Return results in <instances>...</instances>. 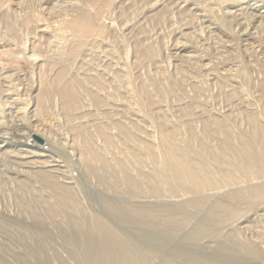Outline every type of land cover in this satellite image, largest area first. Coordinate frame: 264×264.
<instances>
[{
	"label": "bare ground",
	"instance_id": "obj_1",
	"mask_svg": "<svg viewBox=\"0 0 264 264\" xmlns=\"http://www.w3.org/2000/svg\"><path fill=\"white\" fill-rule=\"evenodd\" d=\"M126 1H129V3H131V6L135 7L134 12H132V14L130 12H128L126 14L125 11H123V9L125 8L126 6ZM118 2V3H117ZM254 2V3H252ZM129 3H127V6L129 5ZM195 6V7H193ZM117 9H120L119 13L117 14V16L115 15V13H117ZM126 9V8H125ZM124 9V10H125ZM129 9V8H127ZM131 9V8H130ZM131 9V10H132ZM128 11V10H127ZM169 11H175L179 18H180V21L181 23L179 25H176L177 26V30H180L179 32L182 34H185L186 35V29H189L190 27H192V25L194 23L196 24H200L202 25L201 27L203 28V25H205L204 23H207V27H211V26H215V29H217V31L220 33V34H223L227 37H230V39L232 37H235L236 38V41L238 40V45L240 44H244L246 47V49H248V53L250 52L251 54H248V55H256V57L258 58V60H264V0H204V1H200V0H0V48H4V47H9L11 44H14V46L17 48H22L19 53H17V51L14 52V50L12 51L11 50V47L13 45L10 46V48L4 50V49H1L0 50V84H1V88H0V161L3 160L4 162L6 161L7 163L11 164V165H14L15 169H18V170H13V173H16V174H20V172H25L26 174L27 173H31L32 174H37L39 176V178H41L43 181H46L47 183L51 184V187L54 189H56V192H55V196L58 197L59 201L58 203L56 202V198H54L53 200V204H52V207L53 208H58V206L60 205L59 202L61 204H68V203H72L74 205H76L77 207V203L76 201L78 200H74V191H77V190H74L73 191V185H70V182H68L69 184H65V185H61L58 181V177L59 176H56L57 175V172H62L63 168H69L72 164L74 165V161L73 162H67L68 159L67 157L69 156L70 153L72 154H76L75 151L76 150H79V148H81L80 151H78V158H79V162L82 161V164L85 165V163H87L89 166L90 164L93 162H91L90 159H96V160H99L101 162H104V165L103 163H101L103 166H108L107 164L109 163V161H107V157L104 158L105 156L102 155V153H100L98 151V149H96V146H94V144L96 145V143L92 141V138L90 137L89 133H88V130H86V128L84 126H79L76 127L74 126V128L72 130H70L71 132L74 130V138L72 141V145L69 143V145H67V147L69 146V148L72 150V152H69L68 150L66 151L67 148L65 147H62V144L64 142H66L68 139H66V141H63V143H61L59 140H57V138L55 137H58L59 134H57L56 132V135L55 133L53 134L51 132V129H52V125L51 122L50 123V127H49V124L47 123L48 121L50 122V120H48L47 118H50L54 113L52 114L51 112V116L49 115L48 116H45V114L47 113V103H49L48 101H50V98L52 97V95L54 94V92L58 93V95L60 96V103H61V106H60V109L62 111V113L65 115H60L64 117V119L66 118V123H70L73 121V119L76 118V113L77 112V109L79 108V104L81 103L80 102V97L78 95V92H77V85L81 84V81L83 79H80L78 78V75L75 76L76 74H78V72L75 74V75H69L70 73V69L71 67L73 66V63L76 62V60L82 56L81 54L85 53L87 50L90 51L89 49L92 48V46H97V47H102L104 40L105 39H108L107 42H110V46L111 44L113 43H116L118 41H122L123 45L124 46V53H125V56L126 58L130 56V54L133 52L134 55H135V60L134 62L129 65V64H124V68H127V75H128V82H131L130 83H133L135 80H134V77L132 79L129 78V76H131V72H130V66L133 67V65L135 66H139V64H141V62L143 61V59H147L149 62L153 61L154 62V57H156V55L158 53H160V50L161 49L160 47H158L157 43L156 42H151V43H147L148 40H149V37H141L139 35H141L142 33L144 34V32L146 30H144V24L146 23L144 20L146 19L147 21L151 22L152 25H153V22H160L161 20H163L164 22L167 21V18H169L170 20V17H167L168 15H170L168 12ZM199 11H201V13H198ZM131 14V15H130ZM168 14V15H167ZM175 14V13H174ZM173 14V15H174ZM167 15V16H166ZM120 16H122V18H119ZM124 16V17H123ZM171 18H172V15H170ZM141 17V18H140ZM140 18V19H139ZM143 19V20H142ZM174 19V17H173ZM196 19V21H195ZM135 20V21H134ZM135 23L137 21V24L135 25H130V23ZM174 21V20H173ZM143 22V24H142ZM147 22V25L148 23ZM164 22H160V23H164ZM169 22V21H168ZM175 22V21H174ZM159 23V24H160ZM158 24V25H159ZM162 24L161 27H162ZM167 24V23H166ZM173 24V22H172ZM176 24H178L176 22ZM155 25L157 26V24L155 23ZM18 26H24V27H27V28H30V30L32 32H34V34L32 36H34V38H31L33 40H31V50L26 53L27 51V45L28 44L27 42H24L22 41V39H19V36L21 37L22 35L18 34V29L17 27ZM138 26V27H137ZM174 26V24H173ZM175 26V28H176ZM198 26V25H197ZM206 26V25H205ZM204 26V27H205ZM19 27V30H21ZM21 27V28H22ZM146 27V26H145ZM149 27V26H148ZM147 27V29H149ZM152 27V26H151ZM160 26L157 28L158 31L160 30L161 28ZM199 27V26H198ZM137 28V29H135ZM164 28V27H163ZM207 28V29H208ZM152 29V28H151ZM168 29V28H167ZM198 29L201 30V28L199 27ZM204 29V28H203ZM206 29V28H205ZM23 30V29H22ZM21 30V32H22ZM129 31V33L131 34H135L134 31H136V36H135V40L133 42H131L128 38L125 37L124 32ZM138 30V31H137ZM155 30V29H154ZM164 30V29H163ZM173 30V28L170 27V31ZM176 29H174L175 31ZM29 31V30H28ZM30 31V32H31ZM123 32L124 34L122 35V38L118 41L115 40V38L113 37L114 36V33L115 32ZM148 31V30H147ZM204 31V30H202ZM201 31V32H202ZM207 31V30H206ZM205 31V32H206ZM212 31V29H211ZM27 32V31H26ZM25 32V33H26ZM161 32V31H160ZM159 32V33H160ZM200 32V33H201ZM208 32L210 33V31L208 30ZM127 33V35L129 34ZM150 33V32H148ZM168 33V31H167ZM173 33V32H171ZM171 33H169V35H171ZM218 33V34H219ZM117 34V33H115ZM122 34V33H120ZM130 34V35H131ZM142 34V35H143ZM193 34V33H192ZM192 34H190L192 36ZM26 35V34H24ZM31 36V34H29ZM118 35V34H117ZM129 35V37H131ZM177 35V34H175ZM194 35V34H193ZM196 35V34H195ZM199 35V33H198ZM203 35H206V34H203ZM208 35V34H207ZM119 36V35H118ZM121 36V35H120ZM144 36V35H143ZM183 36V35H182ZM200 36V35H199ZM215 36V35H214ZM213 36V37H214ZM8 37V39H10L9 41H12V42H8V40H6ZM10 37V38H9ZM29 37V36H28ZM128 37V36H127ZM178 37V36H177ZM185 37V36H184ZM196 37V36H195ZM212 37L209 35V38ZM23 38V37H22ZM27 38V37H26ZM119 38V37H117ZM167 38V37H166ZM183 38V37H182ZM188 39V37H186ZM190 38V37H189ZM192 38V37H191ZM190 38V39H191ZM198 38V37H197ZM202 38V36H201ZM205 37H203L204 39ZM215 38V37H214ZM223 38V37H221ZM25 39V38H24ZM165 39V38H164ZM170 39V38H169ZM168 39V40H169ZM172 39V38H171ZM175 39V38H174ZM200 39V38H199ZM154 40V39H153ZM152 40V41H153ZM162 40V39H160ZM167 40V41H168ZM177 42L173 45H171L170 47H166L168 48V50L170 51V53L168 54H172L171 56L172 57H175V60L174 63L178 60V59H181V60H186V61H191L192 59H196L198 58L197 60H200V62L203 64V66H210L209 63H211L210 61H208L209 57L206 55H208L207 53H205L203 56H197V49L195 48V46H191L189 45L188 43H186L185 41H179L178 39H175L174 41ZM184 40V39H182ZM207 40V39H206ZM217 40V39H216ZM229 40V38H228ZM25 41V40H24ZM30 41V39H29ZM146 41V42H145ZM156 41V40H155ZM164 41V40H163ZM166 41V40H165ZM165 41L163 43H165ZM189 41V40H188ZM209 42L211 41L210 39L208 40ZM207 41V42H208ZM215 41V39H214ZM234 41V40H233ZM235 41V42H236ZM169 42V41H168ZM197 42V41H196ZM204 42V41H203ZM213 42V40H212ZM10 43V44H9ZM159 43V42H158ZM194 43V41H193ZM201 43V41H200ZM214 43V42H213ZM215 46V44H213ZM216 43V41H215ZM117 44V43H116ZM115 44V45H116ZM167 44V43H166ZM196 44V43H195ZM199 44V43H198ZM232 44V43H231ZM237 44V42H236ZM30 45V44H29ZM201 45V44H200ZM228 45H230L228 43ZM122 46V47H123ZM165 46V45H164ZM213 46V47H214ZM218 46V45H217ZM220 46V45H219ZM223 46V45H222ZM227 45H225L226 47ZM232 46V45H231ZM237 46V45H236ZM90 47V48H88ZM230 47V46H229ZM16 48V50H18ZM107 48V47H106ZM109 48V47H108ZM113 49H115V51L117 52H120V49L119 47L117 46H114L112 47ZM215 48V47H214ZM218 48V47H217ZM224 48V47H223ZM231 48V47H230ZM232 48L234 49L235 51V48H234V44L232 46ZM238 50H239V46H237ZM13 49V48H12ZM94 49V48H93ZM101 49V52L99 53H102V48ZM100 49H98V51H100ZM111 49V48H110ZM109 49V50H110ZM226 49V48H225ZM228 49V47H227ZM240 49H241V46H240ZM107 50V49H106ZM108 50V51H109ZM122 50V49H121ZM162 50V49H161ZM166 50V49H164ZM163 50V51H164ZM210 50V49H209ZM229 50V49H228ZM227 50V51H228ZM243 50V49H242ZM106 51V53L108 52ZM111 51V50H110ZM212 51V50H211ZM216 51V50H215ZM230 51V50H229ZM228 51V52H229ZM232 51V50H231ZM244 51V50H243ZM242 51V52H243ZM105 52V51H104ZM201 52V51H199ZM206 52V51H205ZM208 52V51H207ZM210 52V51H209ZM208 52V53H209ZM242 52L240 53L239 51V55H242ZM121 53V52H120ZM164 53V52H163ZM202 53V52H201ZM213 53V52H212ZM218 53V52H217ZM245 53V52H244ZM86 54V53H85ZM91 54V53H89ZM95 54V52H94ZM93 54V55H94ZM214 54V53H213ZM211 54V55H213ZM216 54V53H215ZM214 54V55H215ZM232 54V53H231ZM235 54V53H234ZM233 54V55H234ZM97 55V53L95 54ZM100 55V54H99ZM98 55V56H99ZM104 56V54H102ZM101 55V57H102ZM106 55V54H105ZM109 55H112L114 56L113 54H109ZM123 55V54H122ZM132 55V54H131ZM245 55V54H244ZM261 55V56H260ZM108 56V55H106ZM124 56V57H125ZM217 56V55H216ZM4 57V58H3ZM87 57V56H86ZM109 57V56H108ZM211 57V56H210ZM214 56H212L213 58ZM229 57V56H228ZM248 57V56H247ZM251 57V56H250ZM253 57V56H252ZM255 57V58H256ZM93 60V56L91 57ZM95 58V57H94ZM106 58V57H105ZM112 58V57H111ZM121 57L118 58V60L120 59ZM161 58V57H160ZM160 58H158L160 60ZM177 58V60H176ZM211 58V60H212ZM218 58V57H217ZM230 58V57H229ZM244 58V57H243ZM254 58V59H255ZM6 61V63H3L2 60ZM84 59V58H83ZM87 59V58H86ZM89 59V58H88ZM99 59V58H98ZM101 59V58H100ZM113 59V58H112ZM162 59V58H161ZM215 59V58H214ZM245 59V58H244ZM251 59V58H249ZM248 59V60H249ZM107 60V59H106ZM109 60V59H108ZM111 60V59H110ZM109 60V61H110ZM116 60V58H115ZM157 60V59H155ZM163 60V59H162ZM195 60V61H197ZM238 60V59H237ZM100 61V60H99ZM104 61V60H103ZM133 61V60H132ZM131 61V62H132ZM146 61V60H145ZM158 61V60H157ZM157 61L154 65L157 64ZM172 61V60H171ZM194 61V62H195ZM213 61V60H212ZM218 62V59L216 60ZM239 61V60H238ZM242 61V60H241ZM245 60H243V63L245 64L244 62ZM90 62V61H89ZM108 62V61H107ZM115 62V61H113ZM120 62V61H119ZM161 62V61H160ZM199 62V61H197ZM199 62V64H200ZM216 62V64H217ZM220 62V61H219ZM247 64H248V61H246ZM93 63V61H92ZM97 63V62H95ZM99 63V62H98ZM106 63V62H105ZM144 63V62H143ZM142 63V64H143ZM177 63V62H176ZM215 63V61H214ZM236 63V62H235ZM238 63V62H237ZM252 63V62H251ZM249 62V67L252 66ZM258 63V62H257ZM262 63V62H261ZM104 64V63H103ZM113 64V63H112ZM116 64V62H115ZM120 65V63H118ZM161 64V63H160ZM180 64V63H179ZM178 64V65H179ZM185 64V63H183ZM187 64V63H186ZM185 64V65H186ZM193 64V63H192ZM195 64V63H194ZM213 63H211L212 65ZM221 64V63H220ZM227 64V63H226ZM241 64V63H240ZM259 64V63H258ZM257 66H260L258 65ZM83 65V64H82ZM81 65V66H82ZM106 66V64H104ZM114 65V64H113ZM145 65V64H144ZM169 65V64H167ZM176 65V64H175ZM181 65V64H180ZM189 65V64H188ZM196 65H198L196 63ZM195 65V66H196ZM201 65V64H200ZM214 65V64H213ZM224 65V64H223ZM236 65V64H235ZM255 65V64H254ZM264 65V64H262ZM91 66V64L89 65ZM111 65L108 64L107 65V68L110 67ZM118 66V65H117ZM165 66V65H163ZM163 66H161L160 70L163 68ZM187 66V65H186ZM193 66V67H195ZM199 66V65H198ZM197 66V68H198ZM226 66V65H225ZM83 67V66H82ZM81 67V68H82ZM88 67V66H87ZM121 67L123 68V66L121 65ZM120 67V70L122 69ZM147 67V66H146ZM154 67V66H153ZM176 67V66H175ZM178 67V66H177ZM185 67V66H184ZM200 67V66H199ZM202 67V66H201ZM212 67V66H210ZM223 67V66H222ZM235 67V66H234ZM244 68H242L239 73H236L237 75H235L234 77H238V75L241 77H243V80L246 78L247 79V82L249 81V72L252 73L251 71H253V69H251V71H248L247 69L249 68H246L248 66L245 67V65H243ZM253 67H256L253 66ZM264 67V66H263ZM38 69V76H39V83H38V87L37 89H35V91H32V85L30 83L29 85V88H22L24 86H22L21 88L22 89H26L25 92H18L17 91H12V89L15 87V84L17 86V82L16 80H19L18 79V75L16 73V69H20V70H29V69ZM73 68V67H72ZM78 68V66H77ZM95 68V67H94ZM93 68V69H94ZM112 68V66L110 67ZM155 68V67H154ZM179 68V67H178ZM177 68V69H178ZM213 68V67H212ZM217 68H220V67H217ZM230 68V67H229ZM241 68V67H240ZM259 68V67H258ZM262 68V67H261ZM76 69V68H75ZM74 68L71 69V70H75ZM80 69V68H79ZM86 69V68H85ZM84 67H83V70H85ZM91 69V68H89ZM101 69H104L101 68ZM106 69V68H105ZM142 69V68H141ZM145 69V68H144ZM148 69V68H147ZM159 69V68H158ZM164 69V68H163ZM162 69V70H163ZM166 69V68H165ZM180 69V68H179ZM190 69H191V66H190ZM200 69V68H199ZM202 69V68H201ZM200 69V70H201ZM232 70H234V68L232 67L231 68ZM239 69V68H238ZM255 69V68H254ZM78 70V69H77ZM111 70V69H110ZM115 70V69H114ZM113 70V71H114ZM123 70V69H122ZM161 70V71H162ZM196 70V68H195ZM199 70V71H200ZM210 70V69H209ZM216 70V69H215ZM223 70V69H222ZM230 70V69H229ZM256 70V69H255ZM35 71V70H34ZM91 71V70H89ZM99 71V70H98ZM105 71V70H104ZM119 71V70H118ZM145 73L146 70H144ZM144 71H142L141 73H143ZM150 70H148L149 72ZM156 71V70H155ZM155 71L153 73H155ZM169 72V70H167ZM166 71V72H167ZM188 71V70H187ZM190 71H193V69H191ZM224 71V70H223ZM263 71H264V68H263ZM263 71H261L263 73ZM19 72V70H18ZM33 72V71H31ZM76 72V71H75ZM83 73V71H80ZM87 72V71H86ZM97 72V71H96ZM112 72V71H110ZM123 72V71H122ZM157 72V71H156ZM186 72V70H185ZM208 72V71H207ZM213 72V71H212ZM254 72V71H253ZM28 73V72H27ZM134 73V71H133ZM140 73V74H141ZM144 73V74H145ZM171 73V71H170ZM193 73V72H192ZM195 73V72H194ZM198 73V72H197ZM209 73V72H208ZM216 73V72H215ZM224 73V72H223ZM256 73V72H255ZM84 74V73H83ZM100 74V73H99ZM110 74V73H109ZM116 74V73H114ZM121 76L122 73H120ZM139 74V73H138ZM139 74V75H140ZM151 74V72H150ZM149 74V76H151ZM156 74V73H155ZM157 74H159L160 76V73L158 72ZM167 74V73H165ZM183 74V73H182ZM196 74V73H195ZM203 74V73H202ZM205 74H207L205 72ZM212 74V73H210ZM259 74V73H258ZM35 75V74H34ZM95 75V74H94ZM92 75V76H89V77H86L88 83H94V84H100V81L103 80V78L101 77V74L100 76H97L98 74H96L95 76ZM119 75V74H117ZM125 75V76H127ZM134 75V74H133ZM142 75V74H141ZM140 75V76H141ZM147 75V74H146ZM173 75V74H172ZM208 75V74H207ZM206 75V76H207ZM215 75V74H214ZM264 75V74H263ZM32 76V75H31ZM123 76V77H125ZM136 76V75H134ZM156 76V75H155ZM158 76V75H157ZM163 76V74L161 75ZM166 75H164L165 77ZM171 76V75H170ZM179 76V75H178ZM203 76V75H202ZM210 76V75H209ZM208 76V80H209V77ZM212 76V75H211ZM230 75H228L227 73V77H229ZM258 76V75H257ZM27 77V76H26ZM26 77H24L26 79ZM81 77V76H79ZM114 77V76H113ZM123 77H122V80H123ZM148 77V76H147ZM152 77V76H151ZM150 77V78H151ZM163 79H161L162 77H160L161 80H165L166 81V77ZM168 77V76H167ZM215 77V76H213ZM259 77V76H258ZM22 78V79H24ZM35 78V77H34ZM37 78V77H36ZM106 78V77H104ZM109 78V76H108ZM117 78V77H116ZM126 78V77H125ZM137 78H138V75H137ZM142 78V77H140ZM138 78V79H140ZM156 78H159V77H156ZM155 78V79H156ZM203 78V77H202ZM206 78V77H204ZM230 78V77H229ZM237 83L238 81L236 80ZM254 78V77H253ZM121 79V78H120ZM144 79V78H143ZM154 79V78H153ZM154 79V80H155ZM159 79V80H160ZM171 78L169 77V80ZM206 79V80H207ZM211 80L209 81H212V78H210ZM239 79V78H237ZM242 79V78H241ZM252 79V78H251ZM115 80V79H114ZM117 80V79H116ZM115 80V81H116ZM141 80V79H140ZM150 80V79H149ZM157 81H159L158 79H156ZM167 80V81H169ZM207 80V81H208ZM224 80V78H223ZM222 80V81H223ZM231 80V79H230ZM243 80L241 81V83H244ZM254 80V79H253ZM257 80V79H255ZM20 81V80H19ZM24 81V80H23ZM28 81V80H27ZM25 81V82H27ZM38 81V80H37ZM37 81L34 82V84L36 83L37 84ZM85 81V84L84 86L87 84L86 83V79L84 80ZM106 81V80H105ZM105 81H104V85L105 84ZM113 81V80H112ZM139 81V80H138ZM148 81V80H147ZM145 81V82H147ZM166 81V82H167ZM208 81V82H209ZM228 81V80H227ZM226 81V83H227ZM239 81V82H240ZM258 81V80H257ZM21 82V81H20ZM83 82V81H82ZM103 82V81H102ZM109 82V81H107ZM124 82H127V81H124ZM137 82V81H136ZM150 82V81H149ZM171 82V81H170ZM229 82V81H228ZM232 82V81H231ZM246 82V80H245ZM28 83V84H29ZM111 83V82H110ZM116 83V82H115ZM114 83V84H115ZM121 83V82H120ZM129 83V84H130ZM139 83H141L139 81ZM172 83V82H171ZM178 83V82H176ZM188 83V82H187ZM198 83V82H197ZM220 83V82H219ZM225 83V84H226ZM250 83V82H249ZM252 83V82H251ZM255 83V81H254ZM19 84V83H18ZM128 84V85H129ZM169 84V82L167 83V85ZM173 84V83H172ZM179 84V83H178ZM195 84V83H194ZM203 84V83H202ZM210 84V83H208ZM215 84V82L213 83ZM229 84H233V83H229ZM235 84V83H234ZM239 84V83H238ZM246 84V83H245ZM248 84V83H247ZM21 85V84H20ZM109 85V84H108ZM113 85V84H112ZM121 86V84H119ZM133 85V84H132ZM131 85V86H132ZM158 85V84H157ZM185 85V84H184ZM223 85V84H222ZM228 85V84H227ZM252 85L255 86V84H251V87ZM257 85V84H256ZM27 86V85H26ZM34 86V85H33ZM82 86V87H84ZM101 86V85H100ZM107 86V85H106ZM126 86V85H125ZM129 86V87H131ZM137 86V85H135ZM142 86V85H141ZM140 86V87H141ZM169 86V87H168ZM167 88H165L166 90L169 88V91H170V85H168ZM173 86H175V84H173ZM172 86V87H173ZM176 86H178L176 84ZM180 86V85H179ZM187 86V85H186ZM196 86V85H195ZM194 86V87H195ZM198 86V85H197ZM213 86V85H212ZM225 86V85H224ZM231 86V85H230ZM233 86V85H232ZM237 86V85H236ZM245 88V85H242ZM250 86V85H249ZM5 87V89H4ZM19 87V86H18ZM91 87V86H90ZM118 87V86H117ZM133 87V86H132ZM145 87V86H144ZM158 87V86H157ZM201 87V86H199ZM210 87V86H209ZM215 87V86H213ZM234 87V86H233ZM250 87V88H251ZM258 87V86H257ZM256 87V88H257ZM86 88V87H85ZM89 88V87H88ZM98 88V87H97ZM106 88V87H105ZM104 88V89H105ZM122 88V87H120ZM120 88H117L121 91ZM126 88V91L125 93L127 92V87ZM137 88V87H135ZM148 88V87H147ZM145 88V89H147ZM161 88V87H160ZM177 88V87H176ZM175 88V89H176ZM183 88V86H182ZM181 87L178 89L180 90H183ZM196 88V87H195ZM202 88V87H201ZM238 88V86L236 87ZM248 87V89L246 90H249L250 89ZM255 88V87H254ZM255 88V89H256ZM264 88V87H262ZM92 89V88H91ZM101 89V87H100ZM103 89V90H104ZM115 89V87H114ZM113 89V91H114ZM116 89V90H117ZM130 89V88H129ZM144 89V90H145ZM153 89V87H152ZM158 88H156L157 90ZM164 89V87H163ZM191 89H194V88H191ZM205 90L207 88V86L204 88ZM202 89V90H204ZM252 89V88H251ZM250 89V90H251ZM20 90V88H19ZM84 90V89H83ZM97 90V89H96ZM95 90V91H96ZM137 90V89H136ZM148 90V89H147ZM146 90V91H147ZM155 90V91H156ZM160 90V89H159ZM162 90V89H161ZM199 90V89H198ZM204 90V91H205ZM211 90V89H210ZM249 90V91H250ZM91 91V90H90ZM99 91L101 90H98L96 93L99 94H102L103 96L104 95V92L100 93ZM107 91V90H106ZM131 91V90H130ZM129 91V92H130ZM142 91V90H141ZM140 91V92H141ZM153 91V90H152ZM158 91V90H157ZM165 91V90H164ZM168 91V90H167ZM193 91V90H192ZM201 91V90H199ZM198 91V93H199ZM258 91V89H256V92ZM264 92V90H261ZM80 92V91H79ZM86 92V91H85ZM94 92V91H93ZM108 92V91H107ZM112 92V90L110 91L109 89V93ZM118 92V90L116 91ZM115 92V93H116ZM148 92H151L148 90ZM163 92V91H162ZM172 92V91H171ZM169 92V93H171ZM176 92V91H175ZM188 92V91H187ZM195 92V91H194ZM197 92V90H196ZM210 92V91H209ZM251 92V91H250ZM83 93V92H81ZM87 93V92H86ZM106 93V92H105ZM123 93H124V90H123ZM156 93L158 94V92H155V96ZM222 93V91H221ZM249 93V92H248ZM253 93V92H251ZM258 93V92H257ZM1 94H4V95H1ZM85 94V93H84ZM89 94V92H88ZM120 94V93H119ZM166 94V93H165ZM177 94V92H176ZM188 94V93H187ZM195 94V93H194ZM247 94V93H246ZM256 94V93H254ZM261 94V93H260ZM264 94V93H263ZM262 94V95H263ZM57 95V96H58ZM86 95V94H85ZM91 95V94H90ZM97 94H95L93 97L95 98V102L97 101L98 104L99 103H105L103 102V98L102 100L99 98ZM114 95V94H111V96ZM117 95V94H116ZM116 95L114 97H116ZM121 95V94H120ZM118 95V96H120ZM162 95V94H161ZM173 95V94H172ZM179 94H177L178 96ZM193 95V94H191ZM190 95V96H191ZM245 95V94H244ZM250 95V94H249ZM257 95V94H256ZM259 95V93H258ZM2 96V97H1ZM108 96V95H107ZM106 96V98H107ZM110 96V95H109ZM111 96L109 98H111ZM117 96V97H118ZM122 96V95H121ZM120 96V97H121ZM142 96V95H141ZM147 96H150V95H147ZM166 96H168L166 94ZM237 96V95H236ZM260 96V95H259ZM87 97V96H86ZM89 97V95H88ZM114 97H112L114 99ZM116 97V98H117ZM123 97V96H122ZM135 97V96H134ZM140 97V95H139ZM151 97H154V96H151ZM158 97V96H157ZM161 97V96H159ZM165 97V96H164ZM189 97V95H188ZM196 97V96H194ZM193 97V98H194ZM229 97V96H228ZM262 97V96H261ZM55 99V97H53ZM52 98V99H53ZM90 98V97H89ZM93 98V100H94ZM176 98V97H175ZM179 98V96L177 97ZM183 98V97H182ZM190 98V97H189ZM252 98V97H251ZM258 98V97H257ZM256 98V99H257ZM260 98V97H259ZM258 98V99H259ZM264 98V97H263ZM261 98V99H263ZM51 99V100H52ZM57 99V98H56ZM59 99V98H58ZM57 99V100H58ZM83 99V98H81ZM105 99V97H104ZM119 100H121V98H118ZM125 99H126V96H125ZM138 99V98H137ZM147 101L148 99L150 98H146ZM159 99V98H158ZM90 100V99H89ZM115 100V99H114ZM117 100V99H116ZM136 100V99H135ZM154 100V99H153ZM161 100V99H160ZM183 100V99H182ZM252 100V99H251ZM88 101V100H87ZM109 101V100H108ZM122 101V100H121ZM130 101V100H129ZM142 101V100H141ZM159 101V100H158ZM162 101V100H161ZM166 101V100H165ZM250 101V100H249ZM259 101V100H257ZM59 102V101H58ZM83 102V101H82ZM118 102V101H117ZM125 102V100L123 101ZM133 102V101H132ZM144 100L142 101V105H144L145 103H143ZM150 102V101H149ZM152 102V100H151ZM164 102V100H163ZM180 102V100H179ZM194 102V101H193ZM33 103L32 106H30L31 104ZM53 103V102H52ZM57 103V102H56ZM92 103V101H91ZM113 103V102H112ZM115 103V102H114ZM120 103V102H118ZM136 103V101H135ZM134 103V104H135ZM141 103V102H140ZM154 103V102H153ZM192 103V102H191ZM51 104V103H50ZM94 104V103H93ZM98 104L96 105L95 103V107L97 106L98 107ZM111 104V103H110ZM137 104V103H136ZM177 104V103H176ZM257 104V103H256ZM261 104V103H260ZM49 105V104H48ZM52 105V104H51ZM54 105V104H53ZM59 105L58 103L56 104V106ZM90 105V104H89ZM104 105V104H103ZM115 105V104H114ZM119 105V104H118ZM117 105V106H118ZM121 105V103H120ZM139 104L136 105V107L138 106ZM147 105L150 106L149 104H146V108H147ZM153 105V104H152ZM171 105V104H170ZM187 105V104H186ZM264 105V104H262ZM86 106V105H85ZM84 106V107H85ZM101 106V105H100ZM257 106H260L261 105H257ZM50 107V106H48ZM112 107L109 105V108ZM114 107V106H113ZM132 107H134V105L132 104ZM187 107V106H185ZM259 107V108H260ZM51 108V107H50ZM49 108V109H50ZM91 108V107H90ZM89 108V109H90ZM92 108H94L92 106ZM119 108V107H118ZM139 108V107H138ZM192 108V107H190ZM256 108V107H255ZM48 109V110H49ZM53 109V107H52ZM51 109V110H52ZM56 109V108H55ZM59 109V110H60ZM83 109V108H81ZM87 109V107H86ZM85 109V110H86ZM112 109V108H110ZM124 109V108H123ZM151 109V108H150ZM148 109V110H150ZM156 109V108H155ZM189 109V107H188ZM194 109V108H193ZM257 109V108H256ZM255 109V110H256ZM58 110V111H59ZM84 110V109H83ZM91 112L93 109H90ZM89 110V111H90ZM101 110V109H100ZM115 110V109H114ZM135 110V109H134ZM246 110V109H245ZM60 111V112H61ZM88 111V110H87ZM94 111V110H93ZM120 111V110H119ZM129 111V110H128ZM158 111V110H157ZM194 111V110H193ZM242 111V110H241ZM76 112V113H75ZM83 112V111H82ZM96 112V111H95ZM99 112V110H98ZM112 112V111H111ZM109 112V113H111ZM150 112V111H148ZM152 112V111H151ZM154 112V111H153ZM152 112V113H153ZM248 112V110H247ZM255 112V111H254ZM257 112V110H256ZM58 113V112H57ZM56 113V114H57ZM88 113V112H87ZM117 113V112H115ZM130 113V112H129ZM128 113V114H129ZM133 113V112H132ZM142 113V112H141ZM151 113V114H152ZM253 113V111H252ZM76 114V115H75ZM92 114H96V113H92ZM114 115V113H112ZM131 114V113H130ZM137 114V113H135ZM192 114V113H191ZM194 114V113H193ZM249 114V113H248ZM259 114V113H257ZM257 114H255V119L257 118ZM59 115V116H60ZM85 114L83 113V116ZM104 115V114H103ZM107 115V114H106ZM106 115H105V118H106ZM116 115V114H115ZM120 115V114H119ZM133 115V114H131ZM138 115V114H137ZM144 115V114H143ZM141 115V116H143ZM149 115V114H148ZM260 115V114H259ZM82 116V115H80ZM79 115H77V118L80 117ZM92 116V115H91ZM94 116V115H93ZM110 116V115H107V117ZM126 116V115H125ZM136 116V115H135ZM193 116V115H192ZM213 116V115H212ZM229 116V115H228ZM262 116V115H261ZM55 117V115H54ZM53 117V118H54ZM96 117V116H95ZM103 117V116H101ZM119 117V116H118ZM121 117V116H120ZM211 117V116H210ZM226 117V116H224ZM250 117H251V114H250ZM249 117V118H250ZM260 117V116H259ZM264 117V116H263ZM262 117L261 120H264ZM58 118V117H57ZM97 118V117H96ZM150 118L149 116L146 117V119ZM51 120H54L52 118H50ZM59 119V118H58ZM57 119V120H58ZM62 119V118H61ZM63 119V120H64ZM82 119V118H81ZM151 119V118H150ZM154 119V117H153ZM226 119V118H225ZM254 119V116L252 115V124H253V127L248 130H246L247 133L244 134L243 138L241 139L242 141H240L238 144H234L231 139H230V136H229V131L227 130L228 126L226 125L227 122H222V121H219L218 123V126L217 128L221 129L222 131H225L227 132L228 136L226 139L222 140L220 139V141H218V143L220 142V149H221V153H213L212 156H214L215 160H216V163L218 164V168L219 170H216V168L214 169L213 166L212 167H209L208 165H204V164H200L198 162V164L194 163L195 161H191L190 159V156H188V154L185 152L184 149H182L181 147H179L178 143H176V141L174 140L175 138L173 137L174 134H172V130H167V129H161V133H160V140H161V144H162V150L160 152V150L158 152H160V155H159V161H157V163L159 164L157 167H159L158 169H162V170H158L157 172H153L155 170L151 169L152 172L156 175L159 174V176H154V177H157V178H160L159 180L160 181H163L164 183H167V185L165 184V186H167V191H169V185L172 186L173 189H176V191L180 192V190H182L183 193H192L190 195L192 198L189 199L188 201V205L191 206V207H204L205 205H207V203H212L213 200L214 202L212 203V206H210L211 208L208 210V214L207 216H209V218H214L215 217H218V215L222 212H225L226 214L224 215H228L229 216V219H232L233 223L236 224V226H234V229L227 235V237L225 238V240H216L217 244H215L214 246H211L209 244H207V246H204L205 247V250L203 251L202 248L201 250L197 249L199 247H196L195 249H192V250H189L188 248V251L187 249L184 250V247H183V251L180 252L179 254H171L167 259H165L164 262H161L160 264H264V205H260L261 203H264V125L260 122L258 123L259 121H256ZM56 120V119H55ZM62 120V121H63ZM80 120V119H79ZM83 120L85 121V117L83 118ZM82 120V121H83ZM101 120V119H100ZM106 120V119H105ZM107 120H110V119H107ZM113 120V119H111ZM152 120V119H151ZM149 120V121H151ZM166 120V119H165ZM250 120V119H249ZM258 120V119H257ZM260 120V119H259ZM60 121V120H58ZM89 122V120H86ZM91 121V120H90ZM93 122L95 121L94 120V117H93ZM98 121V120H96ZM115 121V120H114ZM118 121V120H117ZM130 121V120H129ZM142 121V120H141ZM158 121V120H157ZM213 121V120H212ZM211 121V122H212ZM215 121V120H214ZM213 121V122H214ZM78 123V121H76ZM103 122V121H102ZM101 122V123H102ZM109 122V121H108ZM128 122V121H127ZM137 122H139L137 120ZM146 122V121H145ZM152 122V121H151ZM162 122V120H161ZM205 122V121H204ZM209 122V121H208ZM207 122V123H208ZM216 122V121H215ZM214 122V123H215ZM249 122V121H248ZM263 122V121H262ZM56 123V122H55ZM58 123V122H57ZM62 122H60L61 124ZM63 123H65L63 121ZM73 123V122H72ZM76 123V124H77ZM80 123V122H79ZM97 123V122H96ZM100 123V122H99ZM98 123V125H99ZM100 123V126H103L105 124H101ZM116 123V122H115ZM114 123V126H117L115 125ZM126 123V122H125ZM164 122L160 123L163 125ZM171 123V122H170ZM184 123V122H183ZM246 123V122H245ZM264 123V122H263ZM58 124V125H60ZM90 124V122H89ZM117 124V123H116ZM129 124H134L133 123H129ZM137 124V123H136ZM135 124V125H136ZM146 124V123H145ZM154 124V123H153ZM166 124H167V120H166ZM164 123V125H166ZM172 124V123H171ZM180 124V123H179ZM182 124V123H181ZM188 124V123H187ZM230 123H228L229 125ZM237 124V123H236ZM241 122L238 124L240 125ZM243 124V123H242ZM241 124V125H242ZM57 125V124H56ZM63 125V124H62ZM61 125V126H62ZM75 125V124H74ZM81 125V124H80ZM87 125V124H86ZM91 125V124H90ZM97 125V124H96ZM110 125V124H109ZM106 124V127L108 128V126ZM112 125H113V122H112ZM119 125H121L120 127L125 130V127H124V124L123 123H120ZM140 125V124H139ZM147 125V124H146ZM152 125V124H151ZM161 125V126H162ZM190 125V124H189ZM67 126V124H65V127ZM69 126H72L69 125ZM88 126V125H87ZM99 126V127H100ZM111 126V125H110ZM113 126V128H114ZM133 126V125H131ZM159 126V124H158ZM175 125H171L172 128H175L174 127ZM193 126V125H192ZM211 126V125H210ZM214 126V124H213ZM216 126V125H215ZM230 126V125H229ZM64 127V129H65ZM95 127V126H94ZM105 127V126H104ZM104 127H101L99 131H101L102 134H104L105 136V144L108 143V144H116L117 142H113L111 140V137L106 133L107 131V128H104ZM182 127V126H181ZM185 127V125H184ZM182 127V129L184 128ZM187 127V126H186ZM190 127V126H189ZM51 128V129H50ZM54 128H58L57 127H54ZM53 130H56L54 129ZM72 128V127H71ZM89 128V127H88ZM93 128V127H92ZM139 128V127H138ZM188 128V127H187ZM238 128V127H237ZM62 129V128H61ZM60 129V130H61ZM94 129V128H93ZM97 129V127H96ZM95 129V130H96ZM105 129V130H104ZM115 129V128H114ZM117 129V127H116ZM115 129V130H116ZM143 129H146L145 127L142 128V125H141V130ZM176 129V128H175ZM193 129V128H192ZM192 129H189V130H192ZM198 129V128H197ZM232 129V128H231ZM63 130V129H62ZM66 130V129H65ZM121 129H119L118 132H120ZM122 130V131H123ZM128 130V128H127ZM131 130V129H129ZM139 130V129H138ZM141 130H139L141 132ZM148 130V128L146 129V131ZM160 130V129H159ZM158 130V131H159ZM179 130H180V127H179ZM186 130V129H184ZM233 130V129H232ZM239 130V129H238ZM58 131V129H57ZM67 131V130H66ZM65 131V132H66ZM67 132V133H70ZM91 131L94 132V130L91 129ZM90 131V132H91ZM121 131V132H122ZM126 131V130H125ZM145 131V132H146ZM157 131V130H156ZM195 131V130H194ZM235 131V130H234ZM243 131V130H241ZM63 132V131H62ZM108 132V131H107ZM110 132V131H109ZM128 132V131H127ZM144 132V133H145ZM176 132V131H175ZM183 130L181 131V134H182ZM199 133V131H197ZM197 132L195 131V133L197 134ZM60 133V131H59ZM72 133H70L72 135ZM97 133V132H96ZM95 133V134H96ZM112 133V132H110ZM114 133V132H113ZM116 133V132H115ZM194 133V134H195ZM201 133V132H200ZM199 133V134H200ZM212 133V132H211ZM244 133V132H242ZM18 134H22L20 135L22 138H24V140H16L14 139V137L16 136H19ZM61 134V133H60ZM65 134V133H64ZM120 134V133H118ZM128 134V133H127ZM126 134V135H127ZM136 134V133H134ZM176 134V133H175ZM215 133H213L212 135H214ZM218 134V133H217ZM238 134V133H237ZM34 135H38L40 137L43 138L44 142L43 143H40L39 141H37L35 138H34ZM62 135V134H61ZM67 135V134H65ZM100 135V133H99ZM98 135V136H99ZM131 135V133L129 134ZM139 135H143V131H142V134H139ZM145 135V134H144ZM154 135V134H153ZM188 135V134H187ZM198 135V134H197ZM203 135V133H202ZM206 135V134H205ZM225 135V134H224ZM243 135V134H242ZM241 135V137H242ZM20 136L18 138H20ZM63 136V135H62ZM68 136V135H67ZM97 136V135H96ZM95 136V137H96ZM112 136V135H111ZM135 136V135H134ZM133 136V138H134ZM138 136V135H137ZM159 136V134H158ZM157 136V137H158ZM181 136V135H180ZM189 136V135H188ZM187 136V137H188ZM195 136V135H193ZM220 136V135H219ZM223 136V135H222ZM221 136V137H222ZM94 137V138H95ZM143 137V136H142ZM142 137H139L140 140H145V139H142ZM179 137V135L177 136ZM176 137V138H177ZM183 137V136H181ZM186 137V136H185ZM184 137V138H185ZM199 137V135H198ZM201 137V136H200ZM199 137V138H200ZM207 137V136H206ZM218 136L216 135L215 138H217ZM65 138V137H64ZM67 138V137H66ZM68 138H71V137H68ZM115 138V137H113ZM127 139H130L128 138V136L126 137ZM133 138L131 139L133 141ZM197 138V136L195 137ZM202 138H204L202 136ZM219 138V137H218ZM62 139V137H61ZM97 139H101V138H97ZM103 139V138H102ZM136 139V138H135ZM183 139V138H182ZM198 139V138H197ZM201 139V138H200ZM199 139V140H200ZM206 139V138H205ZM204 139V140H205ZM235 139V138H234ZM239 139V138H238ZM94 140V139H93ZM98 140V141H99ZM139 140V141H140ZM148 140V139H147ZM203 140V139H202ZM210 139H208L207 137V140L205 141H208ZM218 140V139H216ZM69 141V140H68ZM95 141V140H94ZM101 141V140H100ZM118 143H119V140H117ZM128 141V140H127ZM238 141V140H237ZM102 142V141H101ZM121 142V140H120ZM126 141L124 140V143ZM136 142V141H135ZM144 142V141H143ZM146 142V140H145ZM210 142V141H209ZM216 142V141H215ZM235 142V141H234ZM129 144V141L127 142ZM151 143V142H150ZM147 144L146 145H143V148L144 149H148V150H151L152 149V146L151 144ZM192 144V142H190ZM205 143V142H203ZM213 143V142H212ZM211 143V144H212ZM66 144H68L66 142ZM65 144V145H66ZM104 144V142H103ZM141 144V143H140ZM145 144V143H143ZM191 144L189 145L190 146V150H191ZM215 144V143H213ZM107 145V144H106ZM118 145V144H117ZM119 145H122V143H120ZM126 145V143H125ZM123 145V146H125ZM160 145V144H159ZM100 146V145H99ZM113 146V145H112ZM115 146V145H114ZM137 146V145H136ZM102 147V146H101ZM107 147V146H106ZM111 147V146H110ZM116 147V146H115ZM120 147V146H119ZM127 147V146H126ZM212 147V146H211ZM217 147H214V148H217ZM68 148V149H69ZM112 148V147H111ZM135 148V147H134ZM108 149V148H107ZM116 149V148H115ZM133 149V148H132ZM138 149V148H136ZM155 150V148H153ZM205 149V148H204ZM202 149V151L204 150ZM219 149V150H220ZM110 151V149H108ZM107 150V151H108ZM130 150V149H129ZM152 151L153 152H156V151ZM196 150V149H195ZM216 150V149H215ZM218 150V149H217ZM218 150V151H219ZM105 151L104 154L107 152ZM123 151V150H120V152ZM119 152V153H120ZM198 152V151H197ZM196 152V153H197ZM201 151H199L200 153ZM207 152V151H206ZM205 152V153H206ZM228 152H232L234 153V155H236V159H232V160H228V158H226V155ZM113 153V152H112ZM118 153V154H119ZM128 153V152H127ZM192 154V152H190ZM203 153V152H201ZM204 153V154H205ZM207 153H211L210 152H207ZM117 153H115L116 155ZM122 154V153H121ZM126 154V153H125ZM144 155L146 153H143ZM203 154V155H204ZM229 154V153H228ZM105 155H109L108 153L105 154ZM142 155V153H141ZM139 153L137 152H132L131 153V159H135L136 161H133L135 162L136 164L140 162V165L142 163V161H145L144 158L141 156ZM143 155V156H144ZM157 155V154H156ZM202 156V154H199ZM233 156V154H231ZM77 156V155H76ZM113 156H114V153H113ZM125 156V155H124ZM128 156V154H127ZM126 156V157H127ZM130 156V155H129ZM148 156V155H147ZM197 156V154L195 155ZM201 156H200V159H201ZM205 156V155H204ZM208 156V155H207ZM206 156V157H207ZM211 155L209 154L208 157H210ZM228 156V155H227ZM110 157V156H108ZM115 157V156H114ZM117 157V155H116ZM119 158H117L118 160L120 159L121 161L124 160V165H127L125 164V161L127 162L128 158L126 159H121L122 156L118 155ZM203 157V156H202ZM151 158V157H150ZM195 158V157H194ZM205 157H203L204 159ZM233 158V157H232ZM71 159V157L69 158ZM77 159V158H76ZM106 159V160H105ZM116 159V158H115ZM114 159V160H115ZM146 160L149 159L148 158H145ZM193 159V158H192ZM206 159V158H205ZM209 159V158H208ZM213 159V158H212ZM151 160V159H150ZM194 160V159H193ZM70 161V160H69ZM111 161H113V159H111ZM116 161V160H115ZM120 161V163H121ZM155 161V160H154ZM154 161H152V163H154ZM155 161V162H156ZM202 161V160H201ZM213 161V160H212ZM78 162V161H77ZM78 162V163H79ZM119 163V161H116ZM114 162V163H116ZM146 162V161H145ZM149 163V161H147ZM151 162V161H150ZM203 162V161H202ZM201 162V163H202ZM2 163V161H1ZM6 163V164H7ZM106 163V165H105ZM113 163V162H112ZM134 163L133 166H136ZM144 163V162H143ZM156 163V164H157ZM207 163V162H206ZM205 163V164H206ZM145 164V163H144ZM4 165V164H3ZM78 165V164H77ZM119 164H115V166H118ZM122 165V164H121ZM139 167L140 165L137 164ZM146 165H150V164H147ZM155 165V163H154ZM6 166V165H5ZM97 166V165H96ZM132 166V165H131ZM130 166V167H131ZM156 166V165H155ZM10 168V166H8ZM86 167V166H85ZM84 167V168H85ZM88 167V166H87ZM87 167L85 169H87ZM100 167V166H99ZM110 167V165H109ZM107 167V168H109ZM114 167V165H113ZM112 167V168H113ZM123 167V166H122ZM126 167V166H125ZM135 168V171L140 169V168ZM142 167V166H141ZM145 169L146 166H143ZM156 167V168H157ZM161 167V168H160ZM7 168V167H6ZM24 168V169H23ZM72 167H70L69 169H71ZM74 168V167H73ZM115 168V167H114ZM113 168V169H114ZM117 168V167H116ZM124 168V167H123ZM123 168H117V170H119V173L121 172V169ZM134 168L132 169V171H134ZM151 168H152V165H151ZM106 169V168H104ZM104 169L102 168L104 174H105V171ZM111 169V167H110ZM125 169V168H124ZM123 169V170H124ZM129 169V167H128ZM149 169V168H146V170ZM216 170L214 172V170ZM65 170V169H64ZM72 170V169H71ZM96 170V168L94 169ZM122 170V171H123ZM145 170V172H146ZM101 171V170H100ZM98 171V172H100ZM111 170H109V173H110ZM114 171V170H113ZM128 171V170H127ZM140 171V170H139ZM138 171V172H139ZM150 171V170H149ZM64 172V171H63ZM67 172V171H65ZM64 172V173H65ZM73 172H75V169L74 171H72V174L70 173V175H74ZM88 172V171H87ZM131 172V170H130ZM137 172V171H136ZM135 172V173H136ZM137 172V173H138ZM151 172V171H150ZM147 173V174H151V173ZM102 173V172H101ZM108 173V172H107ZM117 173V172H115ZM123 172H121V175L123 176L122 174ZM129 173V172H127ZM136 173V174H137ZM142 173L144 174V170L142 171ZM241 174V176H245L246 179L243 178V182H246L248 184H244L242 187H238L236 186L235 189H231V186L232 185H236L239 183L240 184H243L242 181H240V177L238 176L239 174ZM68 174V173H67ZM110 174H113L112 171ZM109 174V175H110ZM131 174V173H130ZM129 174V175H130ZM143 174H140L143 176ZM146 174V173H145ZM146 174V175H147ZM2 175V174H0ZM66 175V174H65ZM69 175V176H70ZM93 175V174H92ZM107 174H105L106 176ZM116 174H114L115 176ZM121 175L119 177H121ZM140 175L138 174V177L140 178ZM147 175V178L148 176ZM17 176V175H16ZM104 176V175H103ZM104 176V177H105ZM113 175L110 176L111 178L114 177ZM130 176H133V175H130ZM129 176V178L127 177V174H126V177L130 180H132V178ZM2 177V176H1ZM62 177H64L62 175ZM71 177V176H70ZM107 177V176H106ZM125 177V178H126ZM134 177V176H133ZM150 177V176H149ZM33 178V177H32ZM66 178V177H64ZM69 178V177H68ZM72 179L73 178H76V177H71ZM79 178V177H78ZM77 178V179H78ZM124 178V177H123ZM122 178V179H123ZM135 178V177H134ZM145 178V177H144ZM156 178V179H157ZM242 178V177H241ZM60 179H62L60 177ZM80 179V178H79ZM106 179V178H105ZM117 179V178H116ZM128 179L126 182H128ZM142 179V177H141ZM153 179V178H152ZM152 179L150 178V180L152 181ZM64 181V179H62ZM66 180V179H65ZM68 180V179H67ZM121 180V178L119 179ZM124 180V179H123ZM135 179L132 180V182H134ZM140 180V179H139ZM143 180V179H142ZM145 180V179H144ZM144 180L142 182H144ZM150 180H148V182H151ZM154 180V179H153ZM31 181V180H30ZM75 181V180H74ZM80 181V180H78ZM77 181V182H78ZM103 181V179H102ZM113 181V180H112ZM111 181V182H112ZM122 181V180H121ZM136 183H137V180H135ZM156 181V180H155ZM158 181V180H157ZM159 181V183H160ZM20 182H22V185L24 183H26V180L24 179H20ZM82 182V181H81ZM109 182V181H108ZM115 182V180L113 181ZM124 184H125V180L123 181ZM121 182V183H123ZM131 182V181H129ZM140 183H137V184H142L141 180L139 181ZM153 182V181H152ZM252 182V183H250ZM18 183V182H17ZM28 183V182H27ZM72 183V182H71ZM76 183V182H75ZM104 183V181H103ZM135 183V182H134ZM156 183V186L159 184L158 182H155ZM78 184V183H77ZM76 184V185H77ZM112 184V183H111ZM129 184V183H127ZM147 184V183H146ZM145 184V185H146ZM154 184V183H153ZM169 184V185H168ZM219 184V185H218ZM21 185V183L19 184ZM29 185V184H28ZM79 185L81 184H78V189H79ZM155 185V184H154ZM161 185V183H160ZM213 185H218L219 189L223 190V195L219 196L218 197L217 195H214L216 193H211L212 196H205V195H201V193L204 191L206 192L205 190H207L208 188L210 189L211 186ZM112 186H116V182L114 185ZM130 186H132V184H130ZM141 186V185H139ZM150 186V184H149ZM155 186V187H156ZM162 186H163V183H162ZM170 186V187H171ZM27 187V186H26ZM50 187V188H51ZM117 187V186H116ZM215 187V186H213ZM223 187H225L226 189L228 187H230L231 190H229L228 192H224L225 188L222 189ZM235 187V186H233ZM75 188V187H74ZM77 188V187H76ZM81 188V186H80ZM111 188V187H110ZM141 188V187H140ZM145 188V187H144ZM153 187H151L152 189ZM158 188V187H157ZM161 188H166V187H161ZM160 188V189H161ZM171 188V189H172ZM24 189V188H23ZM42 189V188H41ZM82 189V188H81ZM132 189V188H131ZM172 189V190H173ZM229 189V188H228ZM116 190V188H115ZM158 190V189H157ZM81 191V190H80ZM79 191V192H80ZM154 191V190H153ZM163 191V194H164V189H162ZM167 191L165 193H167ZM175 191V190H174ZM77 192V193H79ZM82 192V191H81ZM145 192V191H143ZM148 192H151V191H148ZM147 192V193H148ZM158 192V191H157ZM160 192V191H159ZM170 192V191H169ZM177 192V193H178ZM222 192V191H221ZM42 193V192H41ZM53 193V192H52ZM141 193V191L139 192ZM173 193V192H172ZM176 193V192H175ZM173 193V194H175ZM176 193V195H178ZM81 194V193H80ZM151 194V193H150ZM153 194V192H152ZM171 194V193H169ZM169 194L167 196H169ZM181 194V192L179 193ZM200 194V195H198ZM75 195H77L78 197V194H76L75 192ZM165 195V194H164ZM16 196V195H15ZM174 196V195H172ZM185 196V195H184ZM166 197V196H164ZM163 197V198H164ZM181 197V196H180ZM186 198L188 196H185ZM30 198V197H29ZM53 198V197H52ZM182 198V197H181ZM214 198V199H213ZM43 199V198H42ZM82 199V198H81ZM170 199V198H169ZM179 199V198H178ZM176 199V200H178ZM184 199V198H183ZM182 199V201H183ZM180 200V199H179ZM52 201V200H51ZM55 201V203H54ZM187 201V200H186ZM184 201V202H186ZM32 202V201H31ZM79 202V201H78ZM50 203V202H49ZM80 203V202H79ZM82 203V202H81ZM80 203V205H81ZM109 203V202H108ZM112 203V202H111ZM110 203V204H111ZM106 204V203H105ZM123 204V203H122ZM174 204V203H173ZM179 204V207H180V204L181 203H178ZM184 204V203H183ZM51 205V204H50ZM70 205V204H68ZM109 205V204H108ZM118 203H116V205H112L108 208H111L115 213L116 211V215H117V212L119 213H122L123 216L124 214L126 213L127 209H129V205H121V208L118 207ZM209 205V204H208ZM49 205H47L48 207ZM67 206V205H65ZM133 206V205H132ZM176 206V204H175ZM183 206V205H181ZM60 207H63V206H60ZM59 207V208H60ZM93 207V206H92ZM58 208V209H59ZM68 208V207H65L64 210ZM81 208V206H80ZM83 209L85 207H82ZM144 208V207H142ZM171 206L168 208L170 209ZM178 208V207H177ZM182 208V207H180ZM256 208V209H254ZM37 209V208H36ZM78 211L80 210L79 209V206L77 207ZM110 209V210H111ZM148 209V208H147ZM165 209V208H164ZM185 209V208H184ZM189 209V208H188ZM194 209V208H193ZM22 210V209H21ZM24 210V209H23ZM61 210V209H59ZM145 210V209H144ZM144 210H143V213H144ZM149 210V209H148ZM152 210V209H151ZM154 210V209H153ZM166 210V209H165ZM172 211L175 210V212H179L178 209L176 210L175 207L171 208ZM170 210V211H171ZM181 210V209H180ZM54 211V210H53ZM66 211V210H65ZM63 211V213L65 212ZM81 211V210H80ZM131 211V209H130ZM133 211V210H132ZM131 211V212H132ZM68 212V211H67ZM66 212V213H67ZM92 212V211H91ZM111 212V211H110ZM154 212V211H153ZM156 212V211H155ZM195 212V210H194ZM50 213V212H49ZM55 213V212H54ZM71 213V212H69ZM85 213H88V212H85ZM134 213V212H133ZM140 213V212H138ZM137 213V214H138ZM146 213H147V210H146ZM152 213V212H150ZM148 213V214H150ZM159 213V211H158ZM161 213V212H160ZM159 213V214H160ZM82 214V212H81ZM92 214V213H91ZM132 214V213H131ZM130 214V215H131ZM141 214V213H140ZM145 214V213H144ZM143 214V215H144ZM147 214V215H148ZM153 214V213H152ZM156 214V216L158 215L159 217V214L157 213H154ZM179 213H177L178 215ZM194 214V213H193ZM58 215V214H57ZM60 215V214H59ZM61 215H62V212H61ZM70 215V214H69ZM68 215V216H69ZM83 215V214H82ZM86 215V214H85ZM146 215V216H147ZM190 215V214H189ZM35 216H38L35 215ZM89 216V215H88ZM108 216V215H107ZM118 216V215H117ZM122 216V215H121ZM120 216V217H121ZM122 216V218H123ZM145 216V215H144ZM150 216V215H148ZM152 217L155 216V215H151ZM150 216L151 219H155V218H152ZM6 217V216H5ZM39 217H40V214H39ZM63 217H66L63 215ZM125 217V216H124ZM134 217V216H133ZM191 217V216H190ZM189 217V218H190ZM198 217V216H197ZM221 217V216H220ZM67 218V217H66ZM79 218V217H78ZM85 218V216H84ZM89 218V217H88ZM160 218V217H159ZM174 218V216H173ZM184 218V217H182ZM196 218V217H195ZM34 219V217H33ZM37 219V218H36ZM39 219V218H38ZM44 219V218H43ZM58 219V218H57ZM63 219V218H62ZM104 218H101L100 215H96V217L93 219L95 222H94V227L92 229V233L89 231L87 233H90L91 235L97 233L98 231H102L100 232L103 233L105 235V241L104 243L106 244V246H108L107 248L108 249H103V247L100 246H96V248L92 251V249L89 251V254L90 252L92 251L91 253V258L88 259V261L90 260L91 261V264H131V263H134V256L132 254L131 251H128L129 249H126L125 246L123 247V244L122 243H119V245H122V246H119L117 245L116 243V239L112 236V232L114 229L111 230V228L108 226V224L105 223V221L103 220ZM134 219V218H133ZM148 219V217H147ZM35 220V219H34ZM55 220V219H53ZM67 220V219H66ZM86 220V219H85ZM85 220L83 221H78V222H81V223H86ZM132 220V219H131ZM140 220V218H139ZM156 220H158V218H156ZM164 220V219H163ZM172 220V219H170ZM183 220V219H182ZM187 221V219H185ZM39 221V220H38ZM63 221H65L63 219ZM68 221V220H67ZM66 221V228L67 227V222ZM87 221V220H86ZM161 221V220H160ZM166 221H167V218H166ZM178 221V219H174L173 221H169L170 223H176ZM189 221V220H188ZM187 221V222H188ZM217 220H215L216 222ZM12 222V221H11ZM14 222H16L14 220ZM37 222V220H36ZM44 222V221H43ZM49 222V220H48ZM76 222V221H75ZM73 222V224L75 223ZM75 223L76 225L78 224ZM89 222V220H88ZM157 222V221H156ZM159 222V221H158ZM163 222V221H162ZM168 222V221H167ZM179 222V221H178ZM184 222V221H183ZM39 223V222H38ZM37 223V224H38ZM45 223V222H44ZM65 223V222H64ZM90 223V222H89ZM143 223V222H142ZM172 223V224H173ZM181 223V221H180ZM214 223V222H213ZM14 224V223H13ZM34 224V223H33ZM53 224V223H52ZM50 224V225H52ZM74 224V225H75ZM112 224V223H111ZM162 223H160L159 225H161ZM178 224V223H176ZM182 224V223H181ZM187 224V223H186ZM197 224V223H196ZM200 224V223H199ZM215 224V223H214ZM46 225L48 226V224L46 223ZM60 225V224H59ZM72 225V223H71ZM82 225V224H80ZM110 225V223H109ZM149 225V223H148ZM169 225V223H168ZM175 225V224H174ZM184 225V223H183ZM201 225V224H200ZM22 226V225H21ZM20 226V227H21ZM28 226V225H27ZM61 226V225H60ZM58 226V228L60 227ZM83 226V225H82ZM110 226H113V225H110ZM165 226V224L163 225ZM162 226V227H163ZM167 226V225H166ZM165 226V227H166ZM205 226V224H204ZM6 227V226H5ZM24 227V226H23ZM29 227V226H28ZM50 227V226H48ZM64 227V226H63ZM75 227H78L75 226ZM74 227V229H75ZM80 227V226H79ZM85 227V224L83 226V228ZM168 227V226H167ZM167 227L165 228V231H167ZM171 227V224L170 226ZM168 227V229H170ZM177 227V226H176ZM203 227V226H202ZM201 227V228H202ZM226 227V226H225ZM32 228V226L30 227ZM28 228V229H30ZM57 228V229H58ZM71 230L72 229V226H70ZM147 228V227H146ZM209 228V227H208ZM207 228V230H208ZM232 228V227H231ZM27 229V230H28ZM34 229V228H33ZM38 229V228H37ZM57 229L55 231H57ZM77 229V228H76ZM87 229V227L85 228ZM91 229V227H90ZM117 229V228H116ZM160 229V227L158 228ZM156 229V230H158ZM173 229V228H172ZM194 229V228H193ZM24 230H25V227H24ZM81 230V228H80ZM80 230H77V233L78 231ZM137 230V229H135ZM154 229H149L148 231H152L153 232ZM164 230V229H163ZM201 230V229H200ZM218 230V229H217ZM224 230V229H223ZM33 231V230H32ZM31 231V232H32ZM83 231V229H82ZM117 231V230H115ZM119 231V230H118ZM117 231V232H118ZM159 231V230H158ZM164 231V232H165ZM170 232H172L171 230H169ZM177 231V230H176ZM205 231V230H203ZM222 231V230H221ZM230 231V230H229ZM58 232V231H57ZM59 232H61L59 230ZM76 232V231H75ZM85 232V231H83ZM151 234L153 235L154 232ZM175 232V230H174ZM182 232V231H181ZM247 232L249 234H247ZM25 233V232H24ZM27 233V232H26ZM34 233V231H33ZM42 233H44L42 231ZM66 233V232H65ZM71 233V232H70ZM121 233V231L119 232ZM126 233V232H125ZM143 233V232H142ZM166 233V232H165ZM177 233V232H175ZM191 233V232H190ZM198 233V232H197ZM196 233V234H197ZM211 233V232H210ZM215 233V232H214ZM223 233V232H222ZM221 233V234H222ZM228 233V231H227ZM30 234V233H28ZM39 234V233H38ZM41 234V233H40ZM45 234V233H44ZM54 234V233H53ZM57 234V233H56ZM55 234V235H56ZM86 234V233H85ZM85 234H82L83 236ZM99 234V233H98ZM156 234V232H155ZM162 234V232H161ZM160 234V235H161ZM185 234V233H184ZM189 234V233H188ZM187 234V235H188ZM193 234V232H192ZM27 235V234H26ZM43 235V234H41ZM87 235V234H86ZM92 235V236H93ZM114 235V234H113ZM186 235V234H185ZM184 235V236H185ZM186 235V236H187ZM219 235V234H218ZM40 236V235H39ZM60 236H61V233H60ZM59 236V237H60ZM72 236V235H71ZM74 236V235H73ZM81 236V235H80ZM91 236V238H92ZM122 236V235H121ZM146 236H149V235H146ZM154 236V235H153ZM152 236V238H153ZM182 236V235H181ZM200 236V235H199ZM31 237V236H30ZM29 237V238H30ZM48 237V236H47ZM53 237V236H52ZM51 237V238H52ZM62 237V236H61ZM60 237V239L62 240V238ZM75 239L77 238V235L74 236ZM86 237V236H85ZM120 237V236H119ZM123 237V236H122ZM140 237V236H139ZM145 237V236H144ZM155 237V236H154ZM157 237V236H156ZM162 237V236H161ZM172 237V236H171ZM180 237V236H179ZM191 237V236H190ZM27 238V237H25ZM37 238V237H36ZM50 238V240H51ZM88 238V237H87ZM125 238V237H123ZM164 238V237H163ZM193 238V237H191ZM190 238V239H191ZM196 238V237H195ZM201 238V237H200ZM211 238H217L216 235L215 236H212ZM43 239V238H42ZM72 239V238H71ZM74 239V238H73ZM79 239V237H78ZM94 239V237H93ZM92 239V240H93ZM148 239V238H146ZM156 241L157 238H155ZM170 239V238H169ZM25 240V239H24ZM41 240V239H40ZM47 240V239H46ZM64 240V239H63ZM69 240V239H67ZM91 240V239H90ZM95 240H97L95 238ZM118 240V239H117ZM124 239H122L121 241H123ZM126 240V239H125ZM145 240V239H143ZM162 240V239H161ZM182 240V239H181ZM186 240V238H185ZM193 240V239H192ZM71 241V240H70ZM118 240V242H121ZM153 241V240H152ZM155 241V240H154ZM167 241V240H166ZM171 241V239H170ZM201 241V240H200ZM199 241V243H201ZM42 242V241H41ZM65 243V240L62 241ZM67 242V241H66ZM76 242V241H75ZM87 242V241H85ZM92 244H93V241H90ZM88 242V243H90ZM141 242V241H140ZM143 242V241H142ZM172 242V241H171ZM176 242V241H175ZM195 242V240H194ZM204 242V241H203ZM55 243V242H54ZM53 243V244H54ZM72 243V242H71ZM70 243V244H71ZM90 243V244H91ZM146 243V242H145ZM152 243V242H151ZM181 243V242H180ZM179 243V244H180ZM211 243V242H209ZM215 243V242H214ZM46 244V243H45ZM73 244H74V240H73ZM72 244V245H73ZM77 244V243H76ZM83 244L85 245V243L83 242ZM89 244V245H90ZM133 244V243H132ZM159 244V243H157ZM156 244V245H157ZM167 244V243H166ZM169 244V243H168ZM178 244V245H179ZM189 244V243H188ZM192 244V243H191ZM190 244V245H191ZM39 245V244H38ZM49 245V244H48ZM51 245H52V242H51ZM62 245V243H61ZM82 245V246H84ZM88 245V246H89ZM94 245V244H93ZM144 245V243H143ZM205 245V243H204ZM66 246V244H65ZM71 246V245H70ZM147 246L149 247L150 244ZM176 246V245H175ZM6 247V246H5ZM38 247V246H37ZM41 247V246H40ZM43 247V246H42ZM56 247V246H54ZM64 247V246H63ZM62 247V248H63ZM67 247H69L67 245ZM66 247V248H67ZM81 247V246H80ZM132 247H135L134 245ZM137 247V246H136ZM181 247V246H180ZM190 247V246H188ZM203 247V248H204ZM213 247V248H212ZM39 248V247H38ZM49 248V246H48ZM47 248V250H49ZM61 248V247H60ZM88 248V247H86ZM146 248V247H145ZM151 248V246H150ZM26 249H29V248H26ZM37 249V248H35ZM53 249V247H52ZM52 249L50 251H52ZM55 249V248H54ZM64 249V248H63ZM70 249V248H69ZM72 249V248H71ZM84 251L86 250L85 248H83ZM81 249V251L83 250ZM89 249V248H88ZM136 249V248H135ZM161 249V248H160ZM208 249H211V250H208ZM32 250V249H31ZM46 250V251H47ZM56 250V249H55ZM65 250V249H64ZM68 250V249H67ZM137 251H139V249H136ZM164 250V249H163ZM168 249L164 250V251H167ZM180 250V249H179ZM178 250V251H179ZM20 251V250H19ZM30 251V250H29ZM36 251V250H35ZM60 251V250H59ZM69 251V250H68ZM72 251V250H71ZM80 252V250H78ZM148 251V254H149V250ZM151 251V250H150ZM162 251V250H161ZM172 251V250H171ZM2 252V251H1ZM27 252V251H26ZM32 253L34 252L31 251ZM49 252V251H48ZM47 252V253H48ZM54 252V251H53ZM61 252V251H60ZM70 252V251H69ZM141 252V251H139ZM177 252V251H176ZM175 252V253H176ZM38 253V252H36ZM46 253V254H47ZM58 253V252H57ZM62 253V252H61ZM60 253V254H61ZM88 253V251H87ZM143 254V252H141ZM164 253V252H163ZM168 253V251H167ZM2 254V253H1ZM80 254V253H79ZM141 254V255H142ZM11 255V254H10ZM14 255V254H13ZM27 255H30V253L28 254L27 252ZM32 255V254H31ZM41 255V254H40ZM50 255H51V252H50ZM48 254V258L50 260V257L52 258V256H50ZM55 255V254H54ZM58 255V254H57ZM140 255V256H141ZM1 256V255H0ZM33 256V255H32ZM38 255H36L37 257ZM46 256V255H45ZM60 256V255H59ZM70 256V255H69ZM80 256V255H79ZM83 256V255H82ZM90 256V255H88ZM87 256V257H88ZM136 256V255H135ZM154 256V255H152ZM167 256V254H166ZM2 257V256H1ZM27 257V256H26ZM42 257V256H41ZM44 257V255H43ZM62 256L59 257V259H61ZM149 257V256H148ZM188 257V258H187ZM4 258V257H3ZM10 258V257H8ZM54 258V257H53ZM58 258V257H57ZM66 258V257H64ZM81 258V257H80ZM136 258V257H135ZM151 258V257H149ZM148 258V259H149ZM155 258V257H154ZM163 258V257H162ZM182 258H187L186 260H182ZM44 259V258H41V260ZM142 259V258H141ZM140 259V260H141ZM153 259V258H152ZM150 259V260H152ZM159 259V258H158ZM2 260V259H1ZM5 260V259H4ZM13 260V259H12ZM11 260V261H12ZM57 260V259H56ZM63 260V259H62ZM61 260V261H62ZM67 260V259H66ZM139 260V258L137 259V261ZM149 260V261H150ZM161 260V259H159ZM17 260L14 261V264ZM60 261V262H61ZM65 261V260H64ZM68 261V260H67ZM66 261V262H67ZM162 261V260H161ZM6 262V261H5ZM8 262V261H7ZM45 263V261H42ZM57 262V261H56ZM11 262H9L8 264H10ZM41 263V261H40ZM51 263V261H50ZM71 263V262H70ZM69 263V264H70ZM90 263V262H89ZM0 264H6L4 263L3 261H0ZM47 264V263H46ZM49 264V262H48ZM54 264V263H53ZM140 264V263H139ZM157 264V263H156Z\"/></svg>",
	"mask_w": 264,
	"mask_h": 264
},
{
	"label": "rangeland",
	"instance_id": "obj_2",
	"mask_svg": "<svg viewBox=\"0 0 264 264\" xmlns=\"http://www.w3.org/2000/svg\"><path fill=\"white\" fill-rule=\"evenodd\" d=\"M117 1H119V0H117ZM201 1V0H200ZM202 1H204V0H202ZM118 3V2H117ZM127 3H129V1H126V6H125V10L123 9V11H125L126 12V14L128 13V12H130L131 14H132V12H134V10L133 9H135V7L136 6H134V7H132L131 6V3H129V5L127 6ZM252 3H254V2H252ZM193 7H195V6H193ZM127 8H129V9H127ZM132 10H131V9ZM137 8V7H136ZM120 9H117V13H115V15L117 16V14L120 12L119 11ZM128 10V11H127ZM170 15H172V18H171V16L170 15H166L167 17H170V20H169V18H167V21H163V20H161L160 22H164L163 24L162 23H160L159 21L158 22H153V25H152V23L151 22H149V21H147L146 19L144 20L146 23L144 24L145 26H144V30H146L145 32H144V36L141 34V35H139L140 36V38L141 37H143V38H145L147 35V37H149V40H148V44L149 43H151V42H156L157 43V45H158V47H160L161 49H159L160 50V53H158L157 55H156V57H154V62L153 61H151V62H149L147 59H143V61L141 62V64H139V66H135V65H133V67H131L132 65V63L134 62V60H135V55H134V53L132 52L131 54H130V56L129 57H127L126 58V56H125V53H124V46L123 45H121V44H123L122 43V41L120 40L121 38H122V35L124 34V33H126V34H124L125 35V37L126 38H128L131 42H133L134 40H135V34H136V31H134L135 32V34H131V33H129V31H127L126 30V32H115V33H117V34H115L114 33V38H115V40L116 41H118V40H120V41H118V42H116V43H112L111 44V46H110V42H107V40L108 39H105L104 40V42H102L103 44V46L102 47H97V46H92V48L91 49H89L90 51H86L85 53H83V54H81L82 56H80L77 60H76V62H74L73 63V68L75 69V70H71V69H73L72 67H71V69H70V74L69 75H71V73H72V75H75L77 72H78V74H76L75 76H77L78 75V78L80 79V81H81V79H83L82 81H81V84H79V85H77V92H78V95H79V99H80V104H79V108L77 109V112L78 113H76L77 115H82V116H80V117H78L77 118V115H76V118L75 119H73V123L71 122V124H72V126H69V125H71L70 123H66V118L64 119V117L63 116H61V115H64L63 113H62V111H61V109H60V106H61V103H60V96L58 95V93L56 92H54V94L52 95V97L50 98V101H48L49 103H47V113L45 114V116H48L49 117V115L51 116L53 113H54V111H55V113L50 117V118H52V119H54V120H51L50 118H47L48 120H50V122L48 121L47 123L49 124V127L51 126L52 127V129H51V132L53 131L54 133H55V135H54V137L55 136H57L56 135V132H57V134H59L58 135V137H55V138H57V140H59L61 143H63V141H66V139H68L66 142L68 143V144H66V142H64L63 144H62V147H65V148H67L66 149V151L68 150L69 152H72V150L69 148V146H71L72 145V141L71 140H73V138H74V135H73V133H74V130L71 132L70 130H72L73 128H74V126L76 127V125H77V127H79V126H84L85 128H86V130H88V133H89V135H90V137L92 138V141H93V143L95 142L96 143V145L94 144V146H96V149H98V151L100 152V153H102V155L103 156H105L104 158H106L107 159V161H109V163L107 164L108 166H103L104 165V162H101V161H99V160H96V159H90L91 160V164H90V166L87 164V163H85V165H83L82 164V161L81 162H79V158H78V151H80L81 150V148H79V150H76L75 151V155L74 154H72V153H70L69 154V156L67 157V159H68V163L70 162H73L74 163V165H72V164H70L71 166L70 167H72L71 169H69V168H63V170H62V172H57V175L56 176H59L57 179L59 180L58 182L61 184V185H65V184H69L68 182H70V185H73V191L74 190H77V191H74V200L76 201V200H78L80 203H81V205H80V203L78 202V201H76V203H77V207L79 206V209L81 210H79L78 211V209H77V207H76V205H74V204H72V203H68V204H70V205H68V204H65V205H67V206H65L64 204H61L60 202H59V206H58V208L60 207V206H63V207H60L59 209H61V210H59L58 208H53L52 207V202H53V200H54V198H56L55 200H56V202L58 203V201H59V199H58V197L57 196H55V192H56V189L54 188H52L51 187V184H49V183H47L46 181H43L41 178H39V176L37 175V174H32L31 175V173L29 174V173H25V172H20V174H16V173H13V170H18V169H15L16 167L14 166V165H11V164H9V163H7L6 161L4 162L3 160H1L2 161V163H1V161H0V174H2V175H0V255L2 256H0V261H3L4 263H6V264H8L9 262H11L10 264H14V261L15 260H17L16 262H15V264H48V262H49V264H69L70 262V264H91V261L89 260L88 261V259H90L91 258V253H92V251L96 248V246H99V244H100V246L101 247H103V249H108L107 247L108 246H106V244L104 243V239H105V235L103 234V233H101L100 234V232H102V231H98L97 233H95L93 236L90 234V233H87V232H91L92 233V229H93V227H94V218L96 217V215H100V217L101 218H104L103 220L105 221V223L106 224H108V226L111 228V230L112 229H114L113 230V232L111 233L112 234V236L116 239V243H117V245H119V243H122L123 244V247L125 246V248L126 249H129L128 251H131L132 252V254H133V256H134V262H135V264H160L161 262H164L165 261V259H167L171 254H179L180 252H182L183 251V247H184V250H186L187 248L189 249V250H192V249H195V248H197V247H199V248H197V249H199V250H201V248H202V250L204 251L205 250V247L204 246H207V244H209V245H211V246H214L215 244H217V242H216V240H225V238L227 237V235L234 229V226H236V224H234L233 223V221H232V219H229V216L228 215H224V214H226L225 212H222V213H220L219 215H218V217H215V219L213 218H209V216H207V212H208V210L211 208L210 206H212V203L214 202V200H213V202L212 203H207V205H205L204 207H201V208H199V207H191V206H189L187 203H188V201H189V199H191L192 197L190 196L191 194L190 193H188L187 194V192L186 193H183L182 192V190H180V192H181V194H179L180 192H178V191H176L177 190V188L176 189H173L172 188V186L171 185H169L168 187H169V191H167V186H165V184L167 185V183H164L163 181H160L159 179L160 178H157L158 176H159V174L157 175V173H159L158 171H157V169L159 168V167H157L159 164V162L157 163V161H159L158 159H159V155H160V152H161V150H162V144H161V140H160V133H161V129L163 128H165V129H167V130H172L171 132H172V134H174L173 135V137L175 138L174 140L176 141V143H178V145H179V147H181L182 149H184V148H186V149H184L185 150V152L188 154V156H190V159H191V161L193 162V161H195L194 163H196V164H198V162L200 163V164H204V165H208L209 167H212L213 166V168L215 169L216 168V170H219V166H218V164L216 163V160L214 159L215 157L214 156H212V154L213 153H221V149L219 148L220 147V142L222 141V140H224V139H226L227 138V132H225V131H222L221 129H219V128H217V127H219L218 126V123H219V121H222V122H227V126H228V128H227V130L229 131V136H230V139H231V141L234 143V144H238L240 141H242L241 139L243 138V136H244V134L245 133H247L248 132V130H250L252 127H253V122H252V115L254 116V119H255V114H257V113H259V114H257V118L255 119L256 121H259L258 123H262L263 125H264V120H261L262 119V117L264 116V105H262V104H264V92L263 91H261V90H264V88H262V87H264V71H263V66L264 65H262V64H264V60H258V58L256 57V55H248V54H251L250 52L248 53V49H246L245 47V45L244 44H240V45H238V40L236 41V38L235 37H232L231 39H230V37H227V36H225V35H223V34H220L218 31H217V29H215V27H216V25L215 26H211V27H207V23H204L205 25H203V28L201 27L202 25H200V24H196V23H194L193 25H192V27H190L189 29H186L185 31L187 32L186 33V35L185 34H182L181 35V33L179 32L180 30H177V26L176 25H179L180 23H181V21H180V18H179V16H178V14L175 12V11H169L168 12ZM175 13V14H174ZM198 13H201V11H199ZM130 14V15H131ZM174 14V15H173ZM128 15V14H127ZM119 16V15H118ZM117 16V17H118ZM124 17V16H123ZM173 17H174V19H173ZM119 18H122V16H120ZM141 18V17H140ZM139 18V19H140ZM143 20V19H142ZM175 22H174V21ZM135 21V20H134ZM169 21V22H168ZM195 21H196V19H195ZM133 22V21H132ZM147 22H149L148 23V25H147ZM172 22H173V24H174V26H173V24H172ZM176 22L178 23V24H176ZM155 23L157 24V26L155 25ZM162 24V27H161V25L160 24ZM167 23V24H166ZM135 25V24H137V21L134 23H130V25ZM142 24H143V22H142ZM159 24V25H158ZM132 25H131V27H132ZM201 28V30L200 29H198L199 27ZM149 26V27H148ZM152 26V27H151ZM161 27L160 28V30L158 31V27ZM175 26H176V28H175ZM205 26V27H204ZM19 27L20 26H18L17 27V29H18V34L20 35H22L21 37L19 36V39H22V41H23V43L24 42H27L28 44H26L27 45V47H29V48H27V51H26V53H28L31 49V40H33V39H31V38H34V36H32L33 34H34V32H32L31 30H30V28H27V27H20V29L22 30V32H21V30H19ZM138 27V26H137ZM147 27L149 28V29H147ZM164 27V28H163ZM170 27L171 28H173V30H171L170 31ZM152 28V29H151ZM168 28V29H167ZM206 28V29H205ZM208 28V29H207ZM135 29H137V28H135ZM155 29V30H154ZM164 29V30H163ZM174 29H176L175 31H174ZM211 29H212V31H211ZM29 30V31H28ZM148 30V31H147ZM202 30H204V31H202ZM207 30V31H206ZM208 30L210 31V33L208 32ZM27 31V32H26ZM31 31V32H30ZM138 31V30H137ZM161 31V32H160ZM167 31H168V33H167ZM202 31V32H201ZM206 31V32H205ZM26 32V33H25ZM148 32H150V33H148ZM160 32V33H159ZM171 32H173V33H171ZM201 32V33H200ZM120 33H122V34H120ZM127 33H129L128 35H127ZM169 33H171V35H169ZM194 35H193V34ZM198 33H199V35H198ZM219 33V34H218ZM24 34H26V35H24ZM29 34H31V36L29 35ZM131 34V35H130ZM147 34V35H146ZM175 34H177V35H175ZM190 34H192V36L190 35ZM196 34V35H195ZM203 34H206V35H203ZM208 34V35H207ZM121 35V36H120ZM129 35L131 36V37H129ZM209 35L210 36H212V37H210L209 38ZM215 35V36H214ZM29 36V37H28ZM128 36V37H127ZM178 36V37H177ZM185 36V37H184ZM196 36V37H195ZM201 36H202V38H201ZM215 38H214V37ZM23 37V38H22ZM27 37V38H26ZM117 37H119V38H117ZM167 37V38H166ZM183 37V38H182ZM186 37H188V39L186 38ZM191 39H190V38ZM198 37V38H197ZM203 37H205L204 39H203ZM221 37H223V38H221ZM10 38V37H9ZM25 38V39H24ZM165 38V39H164ZM170 38V39H169ZM172 38V39H171ZM178 39L179 41L181 40V41H185L186 43H188L189 45H191V46H195V48L197 49V53H199V54H197V56L199 57V56H205L204 54L205 53H207L208 55H206V57L208 56L209 57V59H208V61H210L211 63H213L212 65H211V63H209V65L210 66H212V67H210V66H203V64L200 62V60H197L198 58H196V59H192L191 61H186V60H181V59H178L177 60V58H176V62L174 63V61L173 60H175V57H172L171 55L172 54H168V53H170V51L168 50V48H166V47H170L171 45H173V43L175 44L176 42H177V40L176 41H174L175 39ZM200 38V39H199ZM228 38H229V40H228ZM29 39H30V41H29ZM35 39V38H34ZM154 39V40H153ZM160 39H162V40H160ZM169 39V40H168ZM182 39H184V40H182ZM207 39V40H206ZM211 40L210 42L208 41V40ZM214 39H215V41H216V43H215V41H214ZM217 39V40H216ZM6 40H8V42H12V41H9L10 39H8V37H7V39ZM25 40V41H24ZM153 40V41H152ZM156 40V41H155ZM165 41V43H163L164 41ZM169 42H168V41ZM189 40V41H188ZM212 40H213V42H212ZM234 40V41H233ZM193 41H194V43H193ZM197 41V42H196ZM200 41H201V43H200ZM204 41V42H203ZM208 41V42H207ZM237 42V44H236V42ZM146 42V41H145ZM159 42V43H158ZM13 43V42H12ZM167 43V44H166ZM196 43V44H195ZM199 43V44H198ZM212 43L213 44H215V46L214 45H212ZM228 43L230 44V45H228ZM232 43V44H231ZM10 44V43H9ZM30 44V45H29ZM116 44V45H115ZM201 44V45H200ZM233 44H234V48H235V51H234V49L232 48V46H233ZM11 45H13L12 47H11V50L13 51L14 50V52L15 51H17V53H19V51L22 49V48H17V46L15 47L14 46V44H11ZM10 45V46H11ZM165 45V46H164ZM218 45V46H217ZM220 45V46H219ZM223 45V46H222ZM225 45H227L226 47H225ZM232 45V46H231ZM239 46V50H238V48H237V46ZM10 46L9 47H4V48H0V50L1 49H4V50H6V49H8V48H10ZM114 46H117V47H119V49H120V52H117V51H115V49H113L112 47H114ZM123 46V47H122ZM215 48H214V47ZM231 48H230V47ZM240 46H241V49H240ZM107 47V48H106ZM109 47V48H108ZM218 47V48H217ZM224 47V48H223ZM227 47H228V49L230 50H228L227 49ZM13 48V49H12ZM16 48L18 49V50H16ZM88 48H90V47H88ZM94 48V49H93ZM100 48H102V53H99V52H101V49ZM111 48V49H110ZM226 48V49H225ZM98 49H100V51H98ZM107 49V50H106ZM111 51H110V50ZM122 49V50H121ZM164 49H166V50H164ZM210 49V50H209ZM244 51H243V50ZM109 50V51H108ZM164 50V51H163ZM212 50V51H211ZM216 50V51H215ZM229 52H228V51ZM232 50V51H231ZM105 51V52H104ZM106 51H108L107 53H106ZM199 51H201V52H199ZM206 51V52H205ZM209 53H208V52ZM239 51H240V53L242 52V55H239L240 53H239ZM94 52H95V54L97 53V55H95L94 54ZM164 52V53H163ZM215 54H213V53ZM218 52V53H217ZM245 52V53H244ZM89 53H91V54H89ZM232 53V54H231ZM235 53V54H234ZM94 54V55H93ZM100 54V55H99ZM102 54H104V56L102 55ZM108 55V56H106V55ZM109 54H113L114 56H112V55H109ZM123 54V55H122ZM202 54V55H201ZM211 54H213V55H211ZM234 54V55H233ZM245 54V55H244ZM99 55V56H98ZM101 55H102V57H101ZM217 55V56H216ZM87 56V57H86ZM93 56V60H91L92 57ZM125 56V57H124ZM211 56V57H210ZM212 56H214L213 58H212ZM230 58H229V57ZM248 56V57H247ZM251 56V57H250ZM253 56V57H252ZM261 56V55H260ZM95 57V58H94ZM106 57V58H105ZM113 59H112V58ZM119 57H121L119 60H118V58ZM163 59H161V58ZM218 57V58H217ZM245 59H244V58ZM256 57V58H255ZM4 58V57H3ZM84 58V59H83ZM87 58V59H86ZM89 58V59H88ZM99 58V59H98ZM101 58V59H100ZM115 58H116V60H115ZM158 58H160V60L158 59ZM211 58H212V60H211ZM215 58V59H214ZM249 58H251V59H249ZM255 58V59H254ZM107 59V60H106ZM110 61H109V60ZM155 59H157V60H155ZM218 59V62L216 61ZM239 61H238V60ZM249 59V60H248ZM100 60V61H99ZM104 60V61H103ZM133 60V61H132ZM146 60V61H145ZM172 60V61H171ZM195 60H197V61H199L200 62V64H199V62H197V61H195ZM242 60V61H241ZM243 60H245L244 62H245V64L243 63ZM4 61V62H3ZM90 61V62H89ZM92 61H93V63H92ZM108 61V62H107ZM113 61H115L116 62V64H115V62H113ZM120 61V62H119ZM132 61V62H131ZM156 61H157V64L156 65H154L155 63H156ZM161 61V62H160ZM195 61V62H194ZM214 61H215V63H214ZM220 61V62H219ZM246 61H248V64H247V62ZM2 62L3 63H6V61H5V59L4 60H2ZM95 62H97V63H95ZM99 62V63H98ZM106 62V63H105ZM144 62V63H143ZM216 62H217V64H216ZM236 62V63H235ZM238 62V63H237ZM249 62L252 64V66L251 67H249L250 65H249ZM259 64H258V63ZM262 62V63H261ZM106 64V66L104 65V64ZM114 65H113V64ZM118 63H120V65L118 64ZM143 63V64H142ZM161 63V64H160ZM181 65H180V64ZM183 63H187L186 65L185 64H183ZM193 63V64H192ZM195 63V64H194ZM196 63L200 66H198V65H196ZM221 63V64H220ZM227 63V64H226ZM241 63V64H240ZM83 64V65H82ZM91 64V66H89ZM108 64H110L111 66H112V68H110V67H108L107 68V65ZM124 64H129V65H131L130 66V72H131V76H129V78L130 79H132L133 77H134V82L133 83H130L131 82V80H130V82H128V75L126 74L127 73V68H124ZM145 64V65H144ZM167 64H169V65H167ZM176 64V65H175ZM179 64V65H178ZM189 64V65H188ZM224 64V65H223ZM236 64V65H235ZM256 65V67H253V66H255ZM257 64L258 65H260V66H257ZM84 67V69L85 70H83V67ZM118 65V66H117ZM121 65L123 66V68L121 67ZM163 65H165V66H163ZM196 65V66H195ZM226 65V66H225ZM243 65H245V67L246 66H248V67H246V68H249V69H247L248 71H251V69H253V71H251L252 73H250L249 72V81L247 82V79L245 78L244 80H243V77H241L240 78V76L238 75V77L237 78H239V79H237L236 77H234L235 75H237L236 73H239V71L242 69V68H244L243 67ZM77 66H78V68H77ZM88 66V67H87ZM147 66V67H146ZM155 68H154V67ZM161 66H163V70L161 71L160 70V68H161ZM176 66V67H175ZM180 68H178V67ZM185 66V67H184ZM190 66H191V69H193V71H190L191 69H190ZM193 66H195V67H193ZM197 66H198V68H197ZM202 66V67H201ZM223 66V67H222ZM235 66V67H234ZM82 67V68H81ZM95 67V68H94ZM104 67V69H101V68H103ZM120 67L123 69H121L120 70ZM217 67H220V68H217ZM230 67V68H229ZM234 68V70H232L231 68ZM241 67V68H240ZM259 67V68H258ZM262 67V68H261ZM80 68V69H79ZM89 68H91V69H89ZM94 68V69H93ZM106 68V69H105ZM142 68V69H141ZM145 68V69H144ZM148 68V69H147ZM159 68V69H158ZM166 68V69H165ZM178 68V69H177ZM195 68H196V70H195ZM201 70H200V69ZM239 68V69H238ZM256 70H255V69ZM78 69V70H77ZM111 69V70H110ZM115 69V70H114ZM210 69V70H209ZM216 69V70H215ZM224 71H223V70ZM230 69V70H229ZM18 70H19V72H18ZM35 70V71H34ZM89 70H91V71H89ZM99 70V71H98ZM105 70V71H104ZM114 70V71H113ZM119 70V71H118ZM144 70H146V72L147 73H145V71ZM148 70H150L149 72H148ZM157 72H156V71ZM167 70H169V72L167 71ZM185 70H186V72H185ZM188 70V71H187ZM200 70V71H199ZM31 71H33V72H31ZM38 69H36V68H34V69H29V70H20V69H16V73H17V75H18V79L21 81H19V80H16V82H17V86H16V84H15V87L12 89V91H17L18 90V92H25L26 91V89H22V88H29V85H30V83H31V85H32V91H35V89H37V87H38V83H39V76H38ZM76 71V72H75ZM80 71H83V73L82 72H80ZM87 71V72H86ZM97 71V72H96ZM110 71H112V72H110ZM123 71V72H122ZM133 71H134V73H133ZM142 71H144L143 73H141ZM155 71V73H153ZM167 71V72H166ZM170 71H171V73H170ZM209 73H208V72ZM213 71V72H212ZM261 71H263V73L261 72ZM28 72V73H27ZM150 72H151V74H150ZM160 73V76H159V74H157V73ZM193 72V73H192ZM196 74H195V73ZM198 72V73H197ZM205 72L208 74H205ZM216 72V73H215ZM224 72V73H223ZM256 72V73H255ZM101 74V77L103 78V82L102 81H100V84H94V83H88L89 81L87 80V78L86 77H89V76H92V75H96V74H98L97 76H100V74ZM110 73V74H109ZM114 73H116V74H114ZM120 73H122V75L123 76H125V75H127V76H125V77H123V76H121V74ZM141 75H139V74ZM145 73V74H144ZM165 73H167V74H165ZM183 73V74H182ZM203 73V74H202ZM210 73H212V74H210ZM227 73H228V75H230L229 77H227ZM259 73V74H258ZM35 74V75H34ZM117 74H119V75H117ZM136 75V76H134V75ZM147 74V75H146ZM149 74L152 76H149ZM163 74V76H161ZM173 74V75H172ZM215 74V75H214ZM32 75V76H31ZM94 75V76H95ZM137 75H138V78H140V77H142V78H140V79H138L137 78ZM156 75V76H155ZM158 75V76H157ZM164 75H166L165 77H166V81L167 80H169V77L171 78L169 81H165V80H161V79H163V77H164ZM171 75V76H170ZM179 75V76H178ZM203 75V76H202ZM207 75V76H206ZM210 75V76H209ZM212 75V76H211ZM259 77H258V76ZM27 76V77H26ZM79 76H81V77H79ZM108 76H109V78H108ZM114 76V77H113ZM148 76V77H147ZM168 76V77H167ZM208 76L210 77V78H212V81H209V80H211L210 78H209V80L207 79L208 78ZM213 76H215V77H213ZM24 77H26V79L24 78ZM35 77V78H34ZM37 77V78H36ZM104 77H106V78H104ZM117 77V78H116ZM122 77H123V80H122ZM151 77V78H150ZM156 77H159V78H156ZM160 77H162L161 79H160ZM164 77V78H165ZM203 77V78H202ZM204 77H206V78H204ZM254 77V78H253ZM22 78H24V79H22ZM121 78V79H120ZM144 78V79H143ZM156 78V79H160L159 81H157L156 79L154 80V79ZM223 78H224V80H223ZM235 78H236V80L238 81V83L236 82V81H234L235 80ZM252 78V79H251ZM86 79V85L84 86V84H85V80ZM116 81H115V80ZM150 79V80H149ZM209 81H207V80ZM231 79V80H230ZM234 79V80H233ZM254 79V80H253ZM255 79H257V80H255ZM24 80V81H23ZM28 80V81H27ZM38 80V81H37ZM106 80V81H105ZM113 80V81H112ZM141 82V83H139V81ZM148 80V81H147ZM223 80V81H222ZM229 82H228V81ZM243 80V82L244 83H241V81ZM245 80H246V82H245ZM25 81H27V82H25ZM37 81V84L35 83L34 84V82H36ZM88 81V82H87ZM104 81H105V84L107 85H104ZM107 81H109V82H107ZM124 81H127V82H124ZM137 81V82H136ZM145 81H147V82H145ZM150 81V82H149ZM173 83V84H175V86H173V84L171 83V82ZM226 81H227V83H226ZM232 81V82H231ZM240 81V82H239ZM254 81H255V83H254ZM30 82V83H29ZM111 82V83H110ZM116 82V83H115ZM121 82V83H120ZM169 82V84L168 85H170L171 84V86H170V91H169V88L166 90L165 88H167V83ZM176 82H178V83H176ZM188 82V83H187ZM198 82V83H197ZM215 82V84H213ZM220 82V83H219ZM250 82V83H249ZM253 84H255V86L254 85H252V87H251V84L252 83ZM19 83V84H18ZM29 83V84H28ZM115 83V84H114ZM130 83V84H129ZM195 83V84H194ZM203 83V84H202ZM208 83H210V84H208ZM226 83V84H225ZM229 83H233V84H229ZM235 83V84H234ZM246 83V84H245ZM248 83V84H247ZM21 84V85H20ZM109 84V85H108ZM113 84V85H112ZM119 84H121V86L119 85ZM129 84V85H128ZM133 84V85H132ZM158 84V85H157ZM176 84L178 85V86H176ZM185 84V85H184ZM223 84V85H222ZM228 84V85H227ZM257 84V85H256ZM27 85V86H26ZM101 85V86H100ZM126 85V86H125ZM133 87H132V86ZM135 85H137V86H135ZM142 85V86H141ZM180 85V86H179ZM187 85V86H186ZM196 85V86H195ZM198 85V86H197ZM215 86V87H213V86ZM225 85V86H224ZM231 85V86H230ZM234 87H233V86ZM238 86V88H236L237 86ZM242 85H245V87H251L249 90L251 91V92H253V93H251L249 90H246V89H248V87L247 88H245L244 89V87L242 86ZM250 85V86H249ZM0 86H1V84H0ZM19 86V87H18ZM22 86H24V87H22ZM82 86H84V87H82ZM91 86V87H90ZM118 86V87H117ZM129 86H131V87H129ZM141 86V87H140ZM145 86V87H144ZM158 86V87H157ZM173 86V87H172ZM182 86H183V88H182ZM196 88H195V87ZM199 86H201V87H199ZM207 86V88H208V90L206 89H204L205 87ZM210 86V87H209ZM258 86V87H257ZM22 87V88H21ZM86 87V88H85ZM89 87V88H88ZM98 87V88H97ZM100 87H101V89H100ZM106 87V88H105ZM114 87H115V89H114ZM120 87H122V88H120ZM125 87H127V92L125 93V91H126V88ZM135 87H137V88H135ZM148 87V88H147ZM152 87H153V89H152ZM161 87V88H160ZM163 87H164V89H163ZM169 87V86H168ZM177 87V88H176ZM178 87L180 88H182L183 90H180V89H178ZM258 89V93H259V95H258V93L256 92V89ZM1 88V87H0ZM19 88H20V90H19ZM35 88V89H34ZM92 88V89H91ZM105 88V89H104ZM117 88H120L121 89V91L119 90V89H117ZM130 88V89H129ZM145 88H147L149 91H151V92H148V90L147 89H145ZM156 88H158L157 90H156ZM176 88V89H175ZM191 88H194V89H191ZM4 89H5V87H4ZM84 89V90H83ZM97 89V90H96ZM104 89V90H103ZM109 89H110V91L112 90V92H110L109 93ZM113 89H114V91H113ZM118 90V92H116L117 90ZM137 89V90H136ZM145 89V90H144ZM160 89V90H159ZM162 89V90H161ZM201 90V91H199V90ZM202 89H204V90H202ZM211 89V90H210ZM91 90V91H90ZM96 90V91H95ZM98 90H101V91H99L100 93H102V92H104V95L105 96H103L102 94H99L98 95V93H96ZM108 92H107V91ZM123 90H124V93H123ZM131 90V91H130ZM142 90V91H141ZM147 90V91H146ZM153 90V91H152ZM156 90V91H155ZM165 90V91H164ZM193 90V91H192ZM196 90H197V92H196ZM80 91V92H79ZM87 93H86V92ZM94 91V92H93ZM130 91V92H129ZM141 91V92H140ZM163 91V92H162ZM172 91V92H171ZM177 92V94H179L178 96H179V98H177L178 96H177V94H176V92ZM188 91V92H187ZM195 91V92H194ZM198 91H199V93H198ZM210 91V92H209ZM221 91H222V93H221ZM1 92V91H0ZM22 92V93H23ZM81 92H83V93H81ZM88 92H89V94H88ZM106 92V93H105ZM116 92V93H115ZM155 92H158V94L156 93V95L158 96H155ZM169 92H171V93H169ZM249 92V93H248ZM86 95H85V94ZM123 96H121L120 94ZM168 95V96H166V94ZM188 93V94H187ZM195 93V94H194ZM247 93V94H246ZM254 93H256V94H254ZM261 93V94H260ZM91 94V95H90ZM95 94H97L98 96H99V98L102 100V98H103V102H105V103H99L98 104V102L96 101L95 102V98L93 97ZM111 94H114V95H112L111 96ZM117 94V95H116ZM162 94V95H161ZM173 94V95H172ZM191 94H193V95H191ZM245 94V95H244ZM250 94V95H249ZM263 94V95H262ZM1 95H4V94H1ZM58 95V96H57ZM88 95H89V97H88ZM93 95V96H92ZM108 95V96H107ZM111 96V98H109L110 96ZM116 95V97L118 96V95H120V96H118L117 98L116 97H114ZM139 95H140V97H139ZM142 95V96H141ZM147 95H150V96H147ZM188 95H189V97H188ZM191 95V96H190ZM237 95V96H236ZM87 96V97H86ZM106 96H107V98H106ZM125 96H126V99H125ZM135 96V97H134ZM151 96H154V97H151ZM159 96H161V97H159ZM165 96V97H164ZM194 96H196V97H194ZM229 96V97H228ZM262 96V97H261ZM2 97V96H1ZM53 97H55V99L53 98ZM102 97V98H101ZM104 97H105V99H104ZM112 97H114V99L112 98ZM150 98V99H148V101H147V99L146 98ZM176 97V98H175ZM183 97V98H182ZM194 97V98H193ZM252 97V98H251ZM259 99H258V98ZM53 98V99H52ZM58 100H57V99ZM81 98H83V99H81ZM93 98H94V100H93ZM118 98H121V100H119ZM138 98V99H137ZM159 98V99H158ZM257 98V99H256ZM261 98H263V99H261ZM52 99V100H51ZM90 99V100H89ZM117 99V100H116ZM136 99V100H135ZM154 99V100H153ZM162 101H161V100ZM183 99V100H182ZM252 99V100H251ZM88 100V101H87ZM109 100V101H108ZM125 100V102H123ZM130 100V101H129ZM144 100V102L143 103H145L144 105H142V101ZM151 100H152V102H151ZM159 100V101H158ZM163 100H164V102H163ZM166 100V101H165ZM179 100H180V102H179ZM250 100V101H249ZM257 100H259V101H257ZM59 101V102H58ZM83 101V102H82ZM91 101H92V103H91ZM120 102L121 103V105H120V103H118V102ZM133 101V102H132ZM135 101H136V103L137 104H139L137 107H136V103H135ZM150 101V102H149ZM194 101V102H193ZM53 102V103H52ZM59 104V105H57L56 106V104L57 103ZM113 102V103H112ZM115 102V103H114ZM141 102V103H140ZM154 102V103H153ZM192 102V103H191ZM52 105H51V104ZM94 103V104H93ZM95 103H96V105L98 104V107L96 106L95 107ZM111 103V104H110ZM135 103V104H134ZM177 103V104H176ZM257 103V104H256ZM261 103V104H260ZM49 104V105H48ZM54 104V105H53ZM90 104V105H89ZM104 104V105H103ZM115 104V105H114ZM119 104V105H118ZM132 104L134 105V107H132ZM146 104H149L150 106H148L147 105V108H146ZM153 104V105H152ZM171 104V105H170ZM187 104V105H186ZM33 105V103L30 105V106H32ZM86 105V106H85ZM101 105V106H100ZM109 105L110 106H112V107H110V108H112V109H110L109 108ZM118 105V106H117ZM257 105H261V107L260 106H257ZM48 106H50V107H48ZM85 106V107H84ZM92 106L94 107V108H92ZM114 106V107H113ZM185 106H187V107H185ZM52 107H53V109H52ZM86 107H87V109H86ZM91 107V108H90ZM119 107V108H118ZM139 107V108H138ZM188 107H189V109H188ZM190 107H192V108H190ZM257 109H256V108ZM260 107V108H259ZM50 108V109H49ZM56 108V109H55ZM81 108H83V109H81ZM93 109L92 110V112H91V110L90 109ZM124 108V109H123ZM151 108V109H150ZM156 108V109H155ZM194 108V109H193ZM49 109V110H48ZM52 109V110H51ZM60 109V110H59ZM86 109V110H85ZM101 109V110H100ZM115 109V110H114ZM135 109V110H134ZM148 109H150V110H148ZM246 109V110H245ZM257 110V112H256V110ZM59 110V111H58ZM88 110V111H87ZM90 110V111H89ZM98 110H99V112H98ZM120 110V111H119ZM129 110V111H128ZM158 110V111H157ZM194 110V111H193ZM242 110V111H241ZM247 110H248V112H247ZM61 111V112H60ZM83 111V112H82ZM96 111V112H95ZM112 111V112H111ZM148 111H150V112H148ZM153 113H152V112ZM252 111H253V113H252ZM255 111V112H254ZM51 112H52V114H51ZM58 112V113H57ZM88 112V113H87ZM109 112H111V113H109ZM115 112H117V113H115ZM131 114H133V115H131ZM133 112V113H132ZM142 112V113H141ZM57 113V114H56ZM60 113H61V115H60ZM83 113L85 114L84 116H83ZM92 113H96V114H92ZM112 113H114V115L112 114ZM129 113V114H128ZM135 113H137V114H135ZM152 113V114H151ZM192 113V114H191ZM194 113V114H193ZM249 113V114H248ZM104 114V115H103ZM110 115V116H108L107 117V115ZM116 114V115H115ZM120 114V115H119ZM144 114V115H143ZM149 114V115H148ZM250 114H251V117H250ZM54 115H55V117H54ZM60 115V116H59ZM92 115V116H91ZM94 115V116H93ZM105 115H106V118H105ZM126 115V116H125ZM136 115V116H135ZM141 115H143V116H141ZM193 115V116H192ZM213 115V116H212ZM229 115V116H228ZM262 115V116H261ZM65 116V115H64ZM97 118H96V117ZM101 116H103V117H101ZM119 116V117H118ZM121 116V117H120ZM150 117V118H148V119H146V117ZM211 116V117H210ZM224 116H226V117H224ZM260 116V117H259ZM54 117V118H53ZM59 119H58V118ZM85 117V121L83 120V118ZM93 117H94V122L92 121L93 120ZM153 117H154V119H153ZM250 117V118H249ZM62 118V119H61ZM82 118V119H81ZM226 118V119H225ZM56 119V120H55ZM60 120V121H58V120ZM64 119V120H63ZM80 119V120H79ZM101 119V120H100ZM106 119V120H105ZM107 119H110V120H107ZM111 119H113V120H111ZM167 120V124H166V120ZM250 119V120H249ZM258 119V120H257ZM260 119V120H259ZM263 119H264V117H263ZM65 122V123H63V121ZM83 120V121H82ZM86 120H89V122H90V124H89V122L88 121H86ZM91 120V121H90ZM96 120H98V121H96ZM115 120V121H114ZM118 120V121H117ZM130 120V121H129ZM137 120L139 121V122H137ZM142 120V121H141ZM149 120H151V121H149ZM158 120V121H157ZM161 120H162V122H164L166 125H164V123H163V125L162 124H160V123H162L161 122ZM215 122H213V121ZM76 121H78V123L76 122ZM103 121V122H102ZM109 121V122H108ZM128 121V122H127ZM146 121V122H145ZM205 121V122H204ZM209 121V122H208ZM212 121V122H211ZM249 121V122H248ZM263 121V122H262ZM51 122H53V123H51ZM56 122V123H55ZM58 122V123H57ZM60 122H62L61 124H60ZM80 122V123H79ZM97 122V123H96ZM103 125V124H105V125H103V126H100V123ZM112 122H113V125H112ZM117 124H116V123ZM126 122V123H125ZM134 122V124H129V123H133ZM172 124H171V123ZM184 122V123H183ZM208 122V123H207ZM241 122V124L240 125H238L239 123ZM246 122V123H245ZM50 123H51V125H50ZM77 123V124H76ZM98 123H99V125H98ZM114 123H115V125H117V126H114ZM120 123H123L124 124V127H125V130H123L120 126L121 125H119ZM137 123V124H136ZM147 125H146V124ZM154 123V124H153ZM180 123V124H179ZM182 123V124H181ZM188 123V124H187ZM228 123H230L229 125H228ZM237 123V124H236ZM57 124V125H56ZM58 124H60V125H58ZM63 124V125H62ZM65 124H67V126L65 127ZM75 124V125H74ZM81 124V125H80ZM88 126H87V125ZM97 124V125H96ZM106 124L107 125H109L108 126V128L106 127ZM136 124V125H135ZM140 124V125H139ZM152 124V125H151ZM158 124H159V126H158ZM190 124V125H189ZM213 124H214V126H213ZM62 125V126H61ZM131 125H133V126H131ZM141 125H142V128H148V130L146 131V129H143V130H141ZM162 125V126H161ZM171 125L173 126V125H175L174 127L176 128H172L171 127ZM184 125H185V127H184ZM193 125V126H192ZM211 125V126H210ZM216 125V126H215ZM58 126V128H54V127H57ZM95 126V127H94ZM100 126V127H99ZM105 126V127H104ZM113 126H114V128L116 129V127H117V129L115 130L114 128H113ZM184 127L183 129H182V127ZM188 128H187V127ZM190 126V127H189ZM64 127H65V129L67 130H65L64 129ZM72 127V128H71ZM89 127V128H88ZM94 129H93V128ZM96 127H97V129H96ZM101 127H104V128H107V131H106V133L111 137V140L113 141V142H117L116 144H114V143H112L111 145L110 144H108V143H106L105 144V136H104V134H102L101 133V131H99L100 130V128ZM139 127V128H138ZM162 127V128H161ZM179 127H180V130H179ZM238 127V128H237ZM53 128L54 129H56V130H53ZM63 130H62V129ZM127 128H128V130H127ZM193 128V129H192ZM198 128V129H197ZM233 130H232V129ZM57 129H58V131H57ZM61 129V130H60ZM91 129L92 130H94V132L93 131H91ZM96 129V130H95ZM119 129H121L120 130V132H118L119 131ZM129 129H131V130H129ZM141 130V132L139 131V130ZM160 129V130H159ZM184 129H186V130H184ZM189 129H192V130H189ZM239 129V130H238ZM105 130V129H104ZM118 130V131H117ZM123 130V131H122ZM157 130V131H156ZM159 130V131H158ZM183 130V132H182V134H181V131ZM197 132V131H199V133L197 132V134L199 135V137L201 138H199L198 137V135L195 133V131ZM235 130V131H234ZM241 130H243V131H241ZM246 130H247V132H246ZM59 131H60V133L63 135H61L60 133H59ZM63 131V132H62ZM66 131V132H65ZM70 131V133H72V135L70 134V133H67V132H69ZM91 131V132H90ZM112 132V133H110V132ZM122 131V132H121ZM128 131V132H127ZM142 131H143V135H139V134H142ZM146 131V132H145ZM176 131V132H175ZM52 132V133H53ZM97 132V133H96ZM114 132V133H113ZM116 132V133H115ZM145 132V133H144ZM212 132V133H211ZM242 132H244V133H242ZM53 133V134H54ZM67 134V135H65V134ZM96 133V134H95ZM99 133H100V135H99ZM118 133H120V134H118ZM128 133V134H127ZM131 133V135H129ZM134 133H136V134H134ZM176 133V134H175ZM195 133V134H194ZM202 133H203V135H202ZM213 133H215L214 135H212ZM218 133V134H217ZM238 133V134H237ZM127 134V135H126ZM145 134V135H144ZM154 134V135H153ZM158 134H159V136H158ZM189 136H188V135ZM206 134V135H205ZM225 134V135H224ZM243 134V135H242ZM19 136L20 135H22V134H18ZM97 135V136H96ZM99 135V136H98ZM112 135V136H111ZM135 135V136H134ZM138 135V136H137ZM179 135V137H177ZM183 136V137H181V136ZM193 135H195V136H193ZM216 135L219 137H217V138H215L216 137ZM220 135V136H219ZM223 135V136H222ZM227 135V136H226ZM241 135H242V137H241ZM19 136H16V137H14V139H16V140H24V138H22L21 136H20V138H18ZM96 136V137H95ZM128 136V138H130V139H127L126 137ZM133 136H134V138H133ZM143 136V137H142ZM158 136V137H157ZM186 136V137H185ZM188 136V137H187ZM197 136V138H195ZM202 136L204 137V138H202ZM208 137V139H210V140H208V141H205V140H207V137ZM222 136V137H221ZM228 136V137H229ZM61 137H62V139H61ZM65 137V138H64ZM67 137V138H66ZM68 137H71V138H68ZM95 137V138H94ZM113 137H115V138H113ZM139 137H142V139H145L146 140V142H145V140H140V138ZM177 137V138H176ZM185 137V138H184ZM59 138V139H58ZM97 138H101L100 140L102 141H100L99 139H97ZM103 138V139H102ZM133 138V141L131 140ZM136 138V139H135ZM183 138V139H182ZM206 138V139H205ZM224 138V139H223ZM235 138V139H234ZM239 138V139H238ZM95 141H94V140ZM148 139V140H147ZM200 139V140H199ZM203 139V140H202ZM205 139V140H204ZM216 139H218V140H216ZM220 139H221V141H220ZM99 140V141H98ZM117 140H119V143H118V141ZM120 140H121V142H120ZM124 140L126 141L125 143H126V145H125V143H124ZM129 141V144L127 143L128 141ZM140 140V141H139ZM238 140V141H237ZM136 141V142H135ZM144 141V142H143ZM210 141V142H209ZM216 141V142H215ZM218 141H220L219 143H218ZM235 141V142H234ZM103 142H104V144H103ZM147 142H148V144L150 143L151 144V146H152V149L151 150H148V149H144L143 148V145H146L147 144ZM190 142H192V144L190 143ZM203 142H205V143H203ZM215 143V144H213V143ZM69 143L71 144V145H69ZM120 143H122V145H119ZM141 143V144H140ZM143 143H145V144H143ZM212 143V144H211ZM66 144V145H65ZM118 144V145H117ZM160 144V145H159ZM191 144V150H190V145ZM67 145H69L68 147H67ZM100 145V146H99ZM113 145V146H112ZM116 147H115V146ZM123 145H125V146H123ZM137 145V146H136ZM239 145V144H238ZM102 146V147H101ZM107 146V147H106ZM112 148H111V147ZM120 146V147H119ZM127 146V147H126ZM212 146V147H211ZM217 146H219V147H217ZM135 147V148H134ZM214 147H217V148H214ZM69 148V149H68ZM110 149V151L108 150V149ZM116 148V149H115ZM133 148V149H132ZM136 148H138V149H136ZM153 148H155V150L153 149ZM205 148V149H204ZM130 149V150H129ZM196 149V150H195ZM202 149H204L203 151H202ZM216 149V150H215ZM219 151H218V150ZM108 150V151H107ZM120 150H123V151H121L120 152ZM156 151V152H153L152 153V151ZM160 150V152H158ZM105 151H107L105 154H109V155H105L104 154V152ZM198 151V152H197ZM199 151H201V152H203V153H199ZM210 152L211 151V153H207V152ZM114 153V156H113V153ZM120 152V153H119ZM128 152V153H127ZM132 152H137V153H139L140 155H141V153H142V157L144 158V160L146 161H142V163H141V165H140V162L139 163H137V164H139L140 165V167L135 163V162H133V161H136L135 159L133 160V159H131L132 157H131V153ZM190 152H192V154L190 153ZM197 152V153H196ZM206 152V153H205ZM115 153H117L116 155H117V157H116V155H115ZM119 153V154H118ZM122 153V154H121ZM126 153V154H125ZM143 153H146L145 155L143 154ZM205 153V154H204ZM229 153V154H228ZM227 153V155H226V158H228V157H230V158H228V160H232V159H236L237 157H236V155H234V153H230V152H228ZM127 154H128V156H127ZM157 154V155H156ZM197 154V156H195ZM199 154H202V156L203 157H205L204 159H203V157L201 156V155H199ZM205 156H204V155ZM209 154L211 155L210 157H208L209 156ZM231 154H233V156L231 155ZM77 155V156H76ZM118 155H120V156H122L121 157V159H126V158H128V160H127V162L125 161V164H127V165H124V160H118L117 158H119L118 157ZM125 155V156H124ZM130 155V156H129ZM144 155V156H143ZM148 155V156H147ZM208 155V156H207ZM108 156H110V157H108ZM127 156V157H126ZM200 156H201V159H200ZM207 156V157H206ZM71 157V159H69ZM149 157V159L148 160H146L145 158H148ZM151 157V158H150ZM195 157V158H194ZM233 157V158H232ZM77 158V159H76ZM116 158V159H115ZM194 160H193V159ZM209 158V159H208ZM213 158V159H212ZM105 159V160H106ZM111 159H113V161H111ZM116 161H119V163L118 162H116ZM151 159V160H150ZM156 159H157V161H156ZM70 160V161H69ZM156 162H155V161ZM203 162H202V161ZM213 160V161H212ZM79 163H78V162ZM120 161H121V163H120ZM147 161H149V163L147 162ZM151 161V162H150ZM152 161H154V163H155V165H154V163H152ZM113 162V163H112ZM114 162H116V163H114ZM136 162H138V161H136ZM145 164H144V163ZM202 162V163H201ZM207 162V163H206ZM7 163V164H6ZM101 163H103V165L101 164ZM134 163H135V165L137 166V168L139 167L140 169H138V170H136L135 171V168L134 167H136V166H133L134 165ZM146 163L147 164H150V165H146ZM157 163V164H156ZM206 163V164H205ZM4 164V165H3ZM78 164V165H77ZM115 164L117 165V164H119L118 166H115ZM122 164V165H121ZM6 165V166H5ZM97 165V166H96ZM105 165H106V163H105ZM109 165H110V167H111V169H110V167H109ZM113 165H114V167H113ZM132 165V166H131ZM151 165H152V168H151ZM8 166H10V168L8 167ZM87 167V169H85L86 167ZM100 166V167H99ZM125 168H123V167ZM126 166V167H125ZM131 166V167H130ZM142 166V167H141ZM143 166H146L145 167V169H143L144 167ZM7 167V168H6ZM15 167V168H14ZM74 167V168H73ZM85 167V168H84ZM107 167H109V168H107ZM114 169H113V168ZM119 168V170H120V168H123V169H121V172H123L122 174H123V176L121 175V172L119 173V170H117V168ZM128 167H129V169H128ZM157 167V168H156ZM96 168V170H94ZM102 168L104 169V168H106V169H104V171H105V174H107L106 176H105V174H104V172H103V170H102ZM134 168V171H132V169ZM146 168H149V169H147L146 170ZM161 168V167H160ZM24 169V168H23ZM65 169V170H64ZM74 169H75V172H73V174L74 175H70V173L72 174V171H74ZM151 169H153V170H155V171H153V172H157L156 173V175L152 172V170ZM213 169V170H214ZM101 170V171H100ZM109 170H111L112 171V173L113 174H110L111 173V171H110V173H109ZM114 170V171H113ZM123 170V171H122ZM128 170V171H127ZM130 170H131V172H130ZM144 170V174L142 173V171ZM145 170H146V172H145ZM152 172H150V171ZM159 170V169H158ZM160 170H162V169H160ZM159 170V171H160ZM216 170H214V172L216 171ZM65 171H67V172H64ZM88 171V172H87ZM98 171H100V172H98ZM102 172V173H101ZM108 172V173H107ZM115 172H117V173H115ZM127 172H129V173H127ZM137 174H136V173ZM151 173L150 175L149 174H147V173ZM68 173V174H67ZM131 173V174H130ZM149 175L148 176V178H147V175ZM66 174V175H65ZM93 174V175H92ZM110 174V175H109ZM114 174H116L115 176H114ZM126 174H127V177L129 178V176L130 175H133V176H130L131 178H132V180L133 179H135V180H137V183H140L139 181L141 180V182L144 180V182H142V184H137L136 183V181L134 180V182H132V180H130V179H128L127 177H126ZM130 174V175H129ZM138 174L140 175V174H143V176L142 175H140V178L138 177ZM239 174V173H238ZM17 175V176H16ZM62 175L64 176V177H66V178H64V177H62ZM71 177H76V178H71ZM105 177H104V176ZM114 176V177H110V176ZM121 175V177H119ZM2 176V177H1ZM154 176H157V177H154ZM239 177L241 176V174H239L238 175ZM33 177V178H32ZM60 177L62 178V179H64V181L62 180V179H60ZM69 177V178H68ZM80 179H79V178ZM124 177V178H123ZM126 177V178H125ZM141 177H142V179H141ZM145 177V178H144ZM242 177V178H241ZM240 177V181H242V183L243 184H240L239 185V183L238 184H236V185H232L231 186V189H235L236 188V186H237V188L238 187H242L244 184H248V183H246V182H243V178L244 179H246V177L245 176H241ZM78 178V179H77ZM106 178V179H105ZM117 178V179H116ZM121 178V180H119ZM125 180V184H124V180ZM150 178L152 179V181L150 180ZM157 178V179H156ZM20 179L22 180H26V183H24L23 185H22V182H20ZM66 179V180H65ZM68 179V180H67ZM102 179H103V181H104V183H103V181H102ZM127 179H128V182H126L127 181ZM140 179V180H139ZM31 180V181H30ZM75 180V181H74ZM78 180H80V181H78ZM115 180V182H116V186H112V185H114L115 184V182H113V181ZM148 180H150L151 182H148ZM156 180V181H155ZM158 180V181H157ZM264 180V179H263ZM68 181V182H67ZM78 181V182H77ZM82 181V182H81ZM109 181V182H108ZM112 181V182H111ZM129 181H131V182H129ZM159 181H160V183H161V185H160V183H159ZM18 182V183H17ZM28 182V183H27ZM72 182V183H71ZM76 182V183H75ZM121 182H123V183H121ZM155 182H158L159 184L156 186V183ZM21 183V185H19ZM81 184V185H79V189H78V184ZM112 183V184H111ZM127 183H129V184H127ZM147 183V184H146ZM155 185H154V184ZM162 183H163V186H162ZM250 183H252V182H250ZM29 184V185H28ZM77 184V185H76ZM130 184H132V186H130ZM146 184V185H145ZM149 184H150V186H149ZM139 185H141V186H139ZM219 185V184H218ZM218 185H213V186H215V187H213V186H211V188L209 189H207V190H205L206 192H202L201 193V195H207V196H212L211 195V193H216V194H214V195H217L218 197H220L221 195H223V190H221V189H219L218 187ZM242 185V186H241ZM27 186V187H26ZM80 186H81V188H80ZM156 186V187H155ZM171 186V187H170ZM233 186H235V187H233ZM51 187V188H50ZM75 187V188H74ZM77 187V188H76ZM111 187V188H110ZM141 187V188H140ZM145 187V188H144ZM151 187H153L152 189H151ZM158 187V188H157ZM161 187H166V188H161ZM24 188V189H23ZM42 188V189H41ZM115 188H116V190H115ZM132 188V189H131ZM161 188V189H160ZM173 190H172V189ZM225 187H223L222 189H224ZM229 188V189H228ZM227 189L225 188L224 190V192H228L229 190H231L230 189V187H228ZM158 189V190H157ZM162 189H164V194H163V191H162ZM82 192H81V191ZM154 190V191H153ZM175 190V191H174ZM80 191V192H79ZM141 191V193H139ZM143 191H145V192H143ZM148 191H151V192H148ZM158 191V192H157ZM160 191V192H159ZM167 191V193H165ZM222 191V192H221ZM42 192V193H41ZM53 192V193H52ZM75 192H76V194H78V197H77V195H75ZM77 192H79V193H77ZM148 192V193H147ZM152 192H153V194H152ZM177 193L178 195H176V193L175 194H173V193ZM81 193V194H80ZM151 193V194H150ZM169 193H171V194H169ZM56 194H57V192H56ZM169 194V196H167ZM219 194H220V196H219ZM16 195V196H15ZM172 195H174V196H172ZM188 196L187 198L185 197V196ZM198 195H200V194H198ZM164 196H166V197H164ZM182 198H181V197ZM192 196H193V194H192ZM206 196V197H207ZM30 197V198H29ZM53 197V198H52ZM164 197V198H163ZM43 198V199H42ZM82 198V199H81ZM170 198V199H169ZM180 200H179V199ZM184 198V199H183ZM176 199H178V200H176ZM182 199H183V201H182ZM52 200V201H51ZM187 200V201H186ZM32 201V202H31ZM184 201H186V202H184ZM50 202V203H49ZM109 202V203H108ZM112 202V203H111ZM54 203H55V201H54ZM106 203V204H105ZM113 205H116V203H118L119 205H118V207L119 208H121V205H124V204H126V205H129L128 207H129V209H127V211H126V213L124 214V216H123V214L122 213H120V215H119V213L117 212V215L115 214L116 213V211H115V213H113L114 211L111 209V208H108V207H110L111 206V204ZM123 203V204H122ZM174 203V204H173ZM178 203H181L180 204V207H182V208H180L179 207V204ZM184 203V204H183ZM51 204V205H50ZM110 206H109V205ZM175 204H176V206H175ZM209 204V205H208ZM47 205H49L48 207H47ZM133 205V206H132ZM181 205H183V206H181ZM260 205H264V203H261ZM80 206H81V208H80ZM93 206V207H92ZM108 206V207H107ZM171 206V208H173V207H175V209L177 210L178 209V211L179 212H175V210L174 211H172L171 210V208L170 209H168L169 207ZM65 207H68V208H66L65 210H64V208ZM82 207H85L84 209L82 208ZM142 207H144V208H142ZM178 207V208H177ZM37 208V209H36ZM149 210H148V209ZM166 210H165V209ZM185 208V209H184ZM189 208V209H188ZM194 208V209H193ZM22 209V210H21ZM24 209V210H23ZM111 209V210H110ZM130 209H131V211H130ZM145 209V210H144ZM152 209V210H151ZM154 209V210H153ZM181 209V210H180ZM254 209H256V208H254ZM54 210V211H53ZM143 210H144V213H143ZM146 210H147V213H146ZM171 210V211H170ZM194 210H195V212H194ZM63 211H65L64 213H63ZM68 211V212H67ZM92 211V212H91ZM111 211V212H110ZM154 211V212H153ZM156 211V212H155ZM158 211H159V213H158ZM207 211V212H206ZM50 212V213H49ZM55 212V213H54ZM61 212H62V215H61ZM67 212V213H66ZM69 212H71V213H69ZM81 212H82V214H81ZM85 212H88V213H85ZM134 212V213H133ZM138 212H140V213H138ZM150 212H152V213H150ZM92 213V214H91ZM132 213V214H131ZM138 213V214H137ZM148 213H150V214H148ZM154 213H157V214H159V217H158V215L156 216V214H154ZM177 213H179L178 215H177ZM194 213V214H193ZM38 214V216H35V215H37ZM39 214H40V217H39ZM58 214V215H57ZM60 214V215H59ZM70 214V215H69ZM86 214V215H85ZM131 214V215H130ZM145 216H144V215ZM155 215L156 216V218H158V220H156V218H155V216H151L152 218H155L154 220L153 219H151L150 218V216H148V215ZM190 214V215H189ZM63 215L64 216H66V217H63ZM69 215V216H68ZM89 215V216H88ZM108 215V216H107ZM123 216V218H122V216ZM147 215V216H146ZM6 216V217H5ZM84 216H85V218H84ZM121 216V217H120ZM134 216V217H133ZM173 216H174V218H173ZM191 216V217H190ZM198 216V217H197ZM221 216V217H220ZM33 217H34V219H33ZM79 217V218H78ZM89 217V218H88ZM147 217H148V219H147ZM182 217H184V218H182ZM190 217V218H189ZM196 217V218H195ZM37 218V219H36ZM39 218V219H38ZM44 218V219H43ZM58 218V219H57ZM65 220V221H63V219ZM134 218V219H133ZM139 218H140V220H139ZM166 218H167V221H166ZM53 219H55V220H53ZM68 221H67V220ZM87 221H86V220ZM132 219V220H131ZM164 219V220H163ZM170 219H172V220H170ZM174 219H178V221L176 222V223H178V224H176L175 222L172 224V223H170L171 221H173ZM183 219V220H182ZM185 219H187V221L185 220ZM14 220L16 221V222H14ZM36 220H37V222H36ZM39 220V221H38ZM48 220H49V222H48ZM84 221L85 220V222L86 223H81V222H78V221ZM88 220H89V222H88ZM161 220V221H160ZM215 220H217L216 222H215ZM12 221V222H11ZM45 223H44V222ZM66 221L67 222H69V223H67V227L68 228H66ZM76 221V222H75ZM157 221V222H156ZM159 221V222H158ZM163 221V222H162ZM170 221V222H169ZM180 221H181V223H180ZM184 221V222H183ZM39 222V223H38ZM65 222V223H64ZM73 222H75V223H77L78 222V227H75V226H77L75 223V225L73 224ZM143 222V223H142ZM215 224H214V223ZM14 223V224H13ZM34 223V224H33ZM38 223V224H37ZM46 223L48 224V226H50V227H48L47 225H46ZM53 223V224H52ZM71 223H72V225H71ZM109 223H110V225H113V226H110L109 225ZM112 223V224H111ZM148 223H149V225H148ZM160 223H162L161 225H159ZM168 223H169V225H168ZM183 223H184V225H183ZM187 223V224H186ZM197 223V224H196ZM201 225H200V224ZM50 224H52V225H50ZM61 226H60V225ZM80 224H82L83 226H84V224H85V227L83 228V226L82 225H80ZM93 226H91V225ZM165 224V226L167 225L168 227L170 226V224H171V227H169L170 229H168V227H167V231H165V226H163ZM175 224V225H174ZM204 224H205V226H204ZM22 225V226H21ZM29 227H28V226ZM6 226V227H5ZM21 226V227H20ZM25 227V230H24V227ZM32 226V228H30ZM58 226H60L59 228H58ZM64 226V227H63ZM70 226H72V229L73 230H71V228H70ZM80 226V227H79ZM163 226V227H162ZM177 226V227H176ZM203 226V227H202ZM226 226V227H225ZM74 227H75V229H74ZM87 227V229H85ZM90 227H91V229H90ZM147 227V228H146ZM160 227V229H158ZM202 227V228H201ZM209 227V228H208ZM232 227V228H231ZM28 228H30V229H28ZM34 228V229H33ZM38 228V229H37ZM58 228V229H57ZM77 228V229H76ZM80 228H81V230H80ZM117 228V229H116ZM173 228V229H172ZM194 228V229H193ZM207 228H208V230H207ZM28 229V230H27ZM57 229V231H55ZM82 229H83V231H85V232H83L82 231ZM135 229H137V230H135ZM149 229H154L153 230V232H154V236L151 234V232L152 231H148ZM156 229H158V230H156ZM164 229V230H163ZM201 229V230H200ZM218 229V230H217ZM224 229V230H223ZM34 231V233H33V231ZM59 230L61 231V232H59ZM77 230H80V231H78V233H77ZM115 230H119L118 232L117 231H115ZM169 230H171L172 232H170ZM174 230H175V232H177V233H175L174 232ZM177 230V231H176ZM203 230H205V231H203ZM222 230V231H221ZM230 230V231H229ZM32 231V232H31ZM42 231L45 233H42ZM76 231V232H75ZM87 231V232H86ZM121 231V233H119ZM166 233H165V232ZM182 231V232H181ZM227 231H228V233H227ZM25 232V233H24ZM27 232V233H26ZM66 232V233H65ZM71 232V233H70ZM126 232V233H125ZM143 232V233H142ZM152 232V233H153ZM155 232H156V234H155ZM161 232H162V234H161ZM191 232V233H190ZM192 232H193V234H192ZM198 232V233H197ZM211 232V233H210ZM215 232V233H214ZM223 232V233H222ZM28 233H30V234H28ZM39 233V234H38ZM43 234V235H41V234ZM54 233V234H53ZM57 233V234H56ZM60 233H61V236H60ZM87 235H86V234ZM99 233V234H98ZM187 235L188 233V235L186 236L185 234ZM197 233V234H196ZM222 233V234H221ZM27 234V235H26ZM56 234V235H55ZM82 234H85L84 236L82 235ZM114 234V235H113ZM161 234V235H160ZM219 234V235H218ZM247 234H249L248 232H247ZM40 235V236H39ZM72 235V236H71ZM76 236L77 235V238L75 239V237L74 236ZM81 235V236H80ZM123 237H125V238H123ZM146 235H149V236H146ZM182 235V236H181ZM185 235V236H184ZM200 235V236H199ZM216 235V237L217 238H211L212 236H215ZM31 236V237H30ZM48 236V237H47ZM53 236V237H52ZM62 238V240L60 239V237ZM86 236V237H85ZM91 236H92V238H91ZM120 236V237H119ZM140 236V237H139ZM145 236V237H144ZM152 236H153V238H152ZM157 236V237H156ZM162 236V237H161ZM172 236V237H171ZM180 236V237H179ZM193 237V238H191V237ZM25 237H27V238H25ZM30 237V238H29ZM37 237V238H36ZM52 237V238H51ZM78 237H79V239H78ZM88 237V238H87ZM93 237H94V239H93ZM164 237V238H163ZM196 237V238H195ZM201 237V238H200ZM43 238V239H42ZM50 238H51V240H50ZM72 238V239H71ZM74 238V239H73ZM95 238L97 239V240H95ZM104 238V239H103ZM146 238H148V239H146ZM155 238H157V240L158 241H156V239ZM171 239V241H170V239ZM185 238H186V240H185ZM191 238V239H190ZM25 239V240H24ZM41 239V240H40ZM47 239V240H46ZM65 240V243L64 242H62V241H64ZM67 239H69V240H67ZM91 239V240H90ZM93 239V240H92ZM119 241H121L122 239H124L123 241H121V242H118V240ZM126 239V240H125ZM143 239H145V240H143ZM162 239V240H161ZM182 239V240H181ZM193 239V240H192ZM71 240V241H70ZM73 240H74V244H73ZM153 240V241H152ZM155 240V241H154ZM167 240V241H166ZM194 240H195V242H194ZM201 240V241H200ZM42 241V242H41ZM67 241V242H66ZM76 241V242H75ZM85 241H87V242H85ZM90 241H93V244L90 242ZM141 241V242H140ZM143 241V242H142ZM176 241V242H175ZM199 241L201 242V243H199ZM204 241V242H203ZM51 242H52V245H51ZM55 242V243H54ZM72 242V243H71ZM83 242L85 243V245L83 244ZM88 242H90V243H88ZM146 242V243H145ZM152 242V243H151ZM181 242V243H180ZM209 242H211V243H209ZM215 242V243H214ZM46 243V244H45ZM54 243V244H53ZM61 243H62V245H61ZM71 243V244H70ZM77 243V244H76ZM133 243V244H132ZM143 243H144V245H143ZM157 243H159V244H157ZM167 243V244H166ZM169 243V244H168ZM180 243V244H179ZM189 243V244H188ZM192 243V244H191ZM204 243H205V245H204ZM39 244V245H38ZM49 244V245H48ZM65 244H66V246H65ZM73 244V245H72ZM90 244V245H89ZM147 244L149 245L150 244V246H151V248H150V246L148 247L147 246ZM157 244V245H156ZM179 244V245H178ZM191 244V245H190ZM67 245L69 246V247H67ZM71 245V246H70ZM82 245H84V246H82ZM89 245V246H88ZM135 246V247H132V246ZM176 245V246H175ZM197 247H196V246ZM6 246V247H5ZM39 248H38V247ZM41 246V247H40ZM43 246V247H42ZM48 246H49V248H48ZM54 246H56V247H54ZM64 246V247H63ZM81 246V247H80ZM119 246H122V245H119ZM137 246V247H136ZM181 246V247H180ZM183 246V247H182ZM188 246H190V247H188ZM52 247H53V249H52ZM61 247V248H60ZM65 249H63V248ZM67 247V248H66ZM86 247H88V248H86ZM146 247V248H145ZM195 247V248H194ZM204 247V248H203ZM26 248H29V249H26ZM35 248H37V249H35ZM47 248L49 249V250H47ZM56 250H55V249ZM70 248V249H69ZM72 248V249H71ZM83 248H85L86 250L84 251V249ZM139 249V251H141V252H143V254L141 253V252H139V251H137L136 249ZM161 248V249H160ZM213 248V247H212ZM32 249V250H31ZM52 249V251H50ZM70 251H68V250ZM81 249H83L82 251H81ZM92 249V251L90 252V254H89V251ZM166 250V249H168L167 251H168V253H167V251H164V250ZM180 249V250H179ZM188 249H187V251H188ZM20 250V251H19ZM30 250V251H29ZM34 250V252L32 253L31 251H33ZM36 250V251H35ZM47 250V251H46ZM62 252H60V251ZM72 250V251H71ZM78 250H80V252L78 251ZM147 250H149V254H148V251ZM151 250V251H150ZM162 250V251H161ZM172 250V251H171ZM179 250V251H178ZM182 250V251H181ZM201 250V251H202ZM208 250H211V249H208ZM2 251V252H1ZM28 252V254L30 253V255H27V252ZM49 251V252H48ZM54 251V252H53ZM87 251H88V253H87ZM177 251V252H176ZM36 252H38V253H36ZM48 252V253H47ZM50 252H51V255H50ZM58 252V253H57ZM164 252V253H163ZM176 252V253H175ZM2 253V254H1ZM47 253V254H46ZM61 253V254H60ZM80 253V254H79ZM11 254V255H10ZM14 254V255H13ZM33 256H32V255ZM41 254V255H40ZM48 254L50 255V256H52V258L50 257V260H49V258L47 257L48 256ZM55 254V255H54ZM58 254V255H57ZM142 254V255H141ZM166 254H167V256H166ZM36 255H38L37 257H36ZM43 255H44V257H43ZM46 255V256H45ZM62 256L61 257V259H59V257L60 256ZM70 255V256H69ZM80 255V256H79ZM83 255V256H82ZM88 255H90V256H88ZM136 255V256H135ZM141 255V256H140ZM152 255H154V256H152ZM27 256V257H26ZM42 256V257H41ZM88 256V257H87ZM151 257V258H149V257ZM4 257V258H3ZM8 257H10V258H8ZM54 257V258H53ZM58 257V258H57ZM64 257H66V258H64ZM81 257V258H80ZM90 257V258H89ZM136 257V258H135ZM155 257V258H154ZM163 257V258H162ZM41 258H44V259H42L41 260ZM139 258V260L137 261V259ZM142 258V259H141ZM149 258V259H148ZM153 258V259H152ZM161 259V260H159V259ZM188 258V257H187ZM186 258V259H187ZM2 259V260H1ZM5 259V260H4ZM13 259V260H12ZM57 259V260H56ZM63 259V260H62ZM68 261H67V260ZM141 259V260H140ZM150 259H152V260H150ZM185 258H182V260H186ZM12 260V261H11ZM62 260V261H61ZM65 260V261H64ZM150 260V261H149ZM188 260V259H187ZM6 261V262H5ZM8 261V262H7ZM40 261H41V263H40ZM42 261H45V263L44 262H42ZM50 261H51V263H50ZM57 261V262H56ZM61 261V262H60ZM67 261V262H66ZM90 262V263H89ZM131 264H134V263H131Z\"/></svg>",
	"mask_w": 264,
	"mask_h": 264
},
{
	"label": "water",
	"instance_id": "obj_3",
	"mask_svg": "<svg viewBox=\"0 0 264 264\" xmlns=\"http://www.w3.org/2000/svg\"><path fill=\"white\" fill-rule=\"evenodd\" d=\"M34 138H35L37 141H39L40 143H43V142H44L43 138L40 137V136H38V135H34Z\"/></svg>",
	"mask_w": 264,
	"mask_h": 264
}]
</instances>
